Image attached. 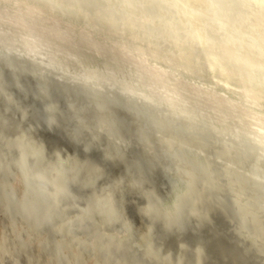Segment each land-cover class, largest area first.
<instances>
[{"label": "rangeland", "instance_id": "1", "mask_svg": "<svg viewBox=\"0 0 264 264\" xmlns=\"http://www.w3.org/2000/svg\"><path fill=\"white\" fill-rule=\"evenodd\" d=\"M1 1H2V3H0L1 4L0 7L2 9L0 8V10H1L0 15L1 16L3 15V16H2V19H0V27H1V29H0V32H1L0 33V111L1 110H3V111L0 112V130L2 131V132L0 131V136L4 137V138H0L1 139L0 140V143H1L0 147L2 146L0 149V165L2 167V168L0 167V264H8L7 261H11V260L12 261L9 262V264L10 263L19 264V263H21L22 259L26 260L25 262H23L24 260H22V262L24 264H131L130 262L133 263V261H132L133 259L130 261L129 258L131 259L132 257L127 258V256H129V255L133 256V254H136V258H135L136 260L134 259L133 264H146V263L151 264V262H148V261H152L153 262L152 264H154L155 262H156L155 264H160V263H162V264H167V263L168 264H187V262L190 264L191 263H193V264H242L241 262L243 261L242 259H244V257L240 256L243 254L240 251L246 252L245 251L246 249H247L248 253L246 252L247 254L246 255L243 254V256L248 257L250 255L249 252L251 251V256L254 257V259H252V258L250 259V257H248L250 260H253V261H250V262H252L251 264H256V263L262 264L264 261V251L262 252V249L264 250V248H263L264 247V234H263L264 233V220H262V219H264V198H263L264 193H263V195H261L262 193H259L260 188L254 187L252 185L253 183L251 182V180L247 179L248 177H250V178L252 177V173L254 171V170H252L254 167V165L252 163L253 158L250 157V155H248V154H246L245 157L241 156V154H243V152L239 149L241 143H238V141H240V140L236 138V133H240L239 131H242L248 124L246 121H249V118L248 119H244V118H247L250 115L248 113L249 111H247L245 109L246 106L243 105L244 101H243L242 97L241 96L239 97V95L241 93V89H243V88L240 86V88L238 87V90L234 91L232 89L233 90V92H232L229 88L225 87L224 85L223 86L225 88H223L221 83H218L215 79L214 80L212 79V78H214L213 76L206 75V73L199 70L200 68L198 69V68L194 67L193 64L189 63L188 65H186V64L184 65V62H182L181 60H178L175 57H174L175 59L172 58L171 55L174 56L173 55L174 53L172 52L173 54H170L171 50L167 49V45L169 46V44L167 42L163 43V40L160 39L159 37L157 38L154 36L153 38H151V36H153V35L148 33L147 30H146V32L144 30H142V32H141V28L137 23L138 21L133 17H122V16L121 17H114V16H111L107 12L108 10H106L104 8L103 9L105 11L104 10H98V12H95V13H85L87 16L85 14L83 16H79V12L76 10L74 11V13L72 11H70V14L68 13L69 10H67V12L65 10V13H64L63 10H64L65 5H63V4H66V1H68V0H59V1L58 0H55V1L54 0H52V1L51 0H40V1L24 0L25 2H23V0H20V1L19 0H16V1L13 0L14 2L12 0L11 1L6 0V2L3 0H0V2ZM18 2H20V3L18 4ZM31 2H34V3H31ZM2 4L5 7H3ZM7 4H9V5H7ZM50 4H52V5H50ZM54 4H56V5H54ZM61 4H62V6H64L63 10H62ZM16 5L18 8L15 7ZM6 6L7 7L10 6L11 9H9L10 7L7 8ZM48 6H49V8H48ZM60 6H61V9H58V8H60ZM55 7H56V9H55ZM15 8H17V9L15 10ZM45 8H47L48 10ZM26 9H28V10H26ZM4 10H6V12ZM22 10H24L26 12H24ZM56 10H58V11H56ZM7 11H10L11 13L7 12ZM20 11H22V13L19 14L18 12H20ZM29 11H30V13H29ZM45 11H48V14H44V13H47ZM33 12H35V13H33ZM75 12H78V13H76V18H79V20L77 19V21H78L77 23L75 21L76 20L75 16L73 18V15L75 14ZM23 13H25V14H23ZM59 13H61L63 15H61V14L59 15ZM72 13H73V15H71ZM6 15H7V17H6ZM47 15H48V17H45ZM50 15H51V17H50ZM64 15H66V16H64ZM16 16H18L19 19ZM26 16H28V17H26ZM62 16H64V17H62ZM88 16H89V18H87ZM100 16H102V17H100ZM38 17H40V18H38ZM41 17H43V18H41ZM67 17H68V20L66 19ZM69 17L71 19L73 18L74 21L71 20ZM28 18L31 22H33L32 23L33 25H31V22L28 21ZM90 18H91V20L88 21V19H90ZM35 19L39 20V21H36ZM99 19L100 20L103 19L102 23L97 22V21H100ZM33 20H35V21H33ZM42 20H44V21H42ZM59 20L62 23H59ZM84 20H85V24H81L82 22H84ZM94 20H96L97 23L94 22ZM104 20L105 21L107 20L106 23L107 22H109V23L106 25L104 23L105 22ZM112 20H114L113 23H115V24H112ZM46 21H50L49 22L50 25H48L49 23ZM86 21H88V23ZM12 22L13 23L15 22L14 23L15 25L11 24ZM28 22H29V24H28ZM51 22H53V23H51ZM57 22H58V24H57ZM64 22H67L66 23L67 25ZM117 22H119V23L122 22V23L118 24ZM3 23L5 25H7L8 27L6 28V26H3L4 25ZM75 23L77 25H75ZM20 24L21 25L26 24V25H24L25 28L23 27V25L21 26ZM40 24H42V26H41L42 28L44 27L43 28L44 32H42L43 30L41 29ZM69 24L72 26L70 27ZM9 25H11V26H9ZM63 25L65 27H63ZM109 25H111V27ZM30 26H34V27L30 28ZM50 26H51V29H50ZM80 26H82V28ZM130 26H131V31H133V32H129L130 28H128V27H130ZM2 27H3V29H2ZM87 27H88V30H86ZM132 27H135V28H133V30H132ZM9 28H11L9 31H11L13 36L9 31H7V34L5 33L6 30ZM12 28H14L15 30L13 31ZM22 28L25 31H22L23 30ZM26 28H27V30H26ZM65 28H67V29H65ZM73 28L75 30L77 29V31H75L76 33H74ZM89 28H91V29L89 30ZM102 28H104V29L102 30ZM30 29H31V32L29 31ZM36 29H39L40 31L35 32ZM46 29H48L49 32L50 31H52V32L49 33ZM80 29H81V32H80ZM92 29L94 30V32H92L93 31ZM134 29L136 30V32H138L137 35H136V32L134 31ZM33 30H34L35 34H33ZM63 30L66 34L61 32ZM110 30H113V31L111 32ZM2 32H4L5 35ZM45 32H48V35ZM54 32L59 33V34L61 33L62 36L59 34L56 35V33H55V35H54L55 37H54L52 35ZM86 32H88V33H86ZM108 32H110V33H108ZM23 33H26L23 36L25 38L22 37ZM80 33H82L84 35H82ZM112 33L115 35H113ZM120 33H121V35H120ZM28 34L36 35V37H34V38H33V36H31V38L33 39L32 42L30 41L31 39H30V36ZM75 34H77L78 36L76 35L77 36L76 37ZM99 34H103V36L99 35ZM134 34H135V36H134ZM25 35H27L28 37H26ZM37 35L39 37H37ZM72 35H74V36H72ZM44 36L46 39L44 38ZM47 36L48 37L51 36L52 40L54 38L56 41H54V40L50 41L51 37H49L47 39ZM57 36H59V37H57ZM132 36L134 37V39ZM92 37H93V39H92ZM107 37H109L108 39L109 40L111 39V41H109L107 39ZM128 37H130L132 39H130ZM135 37H137V38H135ZM9 38H11V39L13 38L15 41L14 40L12 41ZM19 38H20V40H19ZM36 38H38L37 41H35ZM76 38H77V40H76ZM88 38L91 40L89 41ZM112 38L114 40H112ZM142 38H144L145 40ZM21 39H24L25 40L24 42H26V43L24 44ZM72 39H73V41H72ZM79 39H80V41H79ZM96 39H98V40H96ZM137 39H142L143 41L140 40V42H141L140 43L139 40H137ZM149 39H151L152 42ZM152 39H154V40H152ZM39 40L40 41L42 40V42H39ZM44 40H47V41L52 42V43H48L46 41L44 42ZM62 40H63V42H65V44H67L69 42L67 44L68 46L66 45L67 48L64 44L61 45L63 42H60V41H62ZM81 40H82V42H81ZM85 40H88L87 43H85ZM106 40L110 43V45L108 42H106V43L104 42ZM128 40L129 41L131 40L133 42L134 46L136 45L135 41L139 42V43L136 45L137 47L135 46L136 47L135 48L132 45V43L129 42ZM28 41H29V43H27ZM153 41H156V42H153ZM30 42H31V44L34 43L37 46L29 45ZM116 42L118 44H116ZM123 42H125V43H123ZM41 43H42V47L37 48V47L41 46ZM43 43H45V44H43ZM57 43H59L60 46ZM79 43H80V45H79ZM107 43H108V45H107ZM143 43L146 44V47L145 46L141 47L143 45ZM147 43H148V45H147ZM47 44H48V46L51 44V46H49L47 48ZM90 44L92 45V47L97 46L96 48L98 50L97 49L94 50L95 48L92 49ZM93 44H94V46H93ZM122 44H124V45H122ZM140 44H142V45H140ZM82 45H84V46H82ZM89 45H90V47H89ZM121 45H122V47H121ZM44 46H46V47H44ZM61 46H63L64 49H66L64 54L63 53L61 54V52H64V49L62 51ZM85 46H86V48H85ZM99 46L100 47L104 46V48H106V49H104L102 47H101L102 49H100ZM108 46H110V47H108ZM56 47H57V49H56ZM107 47H108V49H107ZM148 47H149V49H148ZM32 48L33 49L35 48L36 50H33ZM51 48H52V51L50 50ZM53 48L55 50H58V51L61 49V52L60 51L56 52L55 50H53ZM75 49H78V52H77V50L75 51ZM103 49L105 50V53L107 52L105 57L103 56V54H104ZM110 49L114 50V52H112V50H110ZM116 49H119L121 52L119 50H116ZM121 49H123V50H121ZM151 49H155V51L151 50ZM163 49H165L167 51L162 52V51H164ZM48 50H50V51H48ZM71 50H72V54H71ZM115 50H116V52H115ZM159 50L160 51L162 50V51L160 52ZM53 51H55V52H53ZM67 51L70 54L67 53V55H66ZM94 51H96V52H94ZM101 51L103 52V54ZM123 51H125L126 53L124 54ZM73 52L74 53L76 52L74 55L77 58H74ZM81 52L84 53V56H83V53H81ZM127 52H129L130 54ZM136 52H140V55H138V53H136ZM85 53H88L89 55L86 54L87 55V57H86ZM121 53L124 56L128 54V58H126L127 56H125L124 58L126 60H123L124 59L123 57L122 58L119 57V55L123 56ZM132 53H134V55L136 54V56H134ZM91 54H92V57H91ZM101 54H102V56H101ZM117 54H119V55H117ZM108 55L111 56L109 58H112V60L111 59L109 60V58L107 57ZM116 55H117V57H116ZM144 55L146 56V58H144L145 57ZM156 55H159V56H156ZM59 56H63V57L59 58ZM65 56H68V57H65ZM78 56L79 57L81 56V58L83 57V59L84 58H87V59L86 60L82 59L83 61L82 60L79 61ZM98 56H100V57H98ZM130 56H132V58ZM133 56L136 59H134ZM168 56H170L172 59ZM81 58H79V59H81ZM99 58L101 59V61L103 60L102 61L103 64L99 63V62H101ZM106 58H108V59H106ZM113 58L115 59V61L113 60ZM140 58H143L144 60L140 59ZM150 58H152V59H150ZM71 59L73 60V62H75V63L77 62V65L76 64L74 65ZM75 59H77V60H75ZM104 59H106L105 62H104ZM92 60H96V61L92 62ZM119 60H122V64H121V61H119ZM137 60L140 62H138ZM150 60H151L150 64H152V65L154 63L155 64L153 66L150 65V68H149L148 64H149ZM67 61H68V63H67ZM84 61L85 62L87 61V63H85ZM123 61H126V62L129 61V62L125 63ZM130 61H132L133 63ZM180 61H181V63H180ZM156 63H158L159 65ZM164 63H166V64H164ZM83 64L87 67V69ZM89 64H91V65H89ZM119 64H121V65H119ZM136 64H137V67H135ZM138 64H139V66L143 64V66L138 67ZM146 64L148 66H146ZM71 65L73 68L71 67ZM81 65H83V66H81ZM162 65L164 68L159 67ZM132 66H134V67H132ZM185 66H187V67H185ZM144 67H146L145 69H148V71L143 69ZM154 67L157 69L156 73H155ZM166 67H168V70H170V72H172V73H170L169 71L164 73V71H166L165 70ZM188 67L192 68V69H190L188 71ZM130 68H131V70H130ZM151 68H153V70ZM137 69H139V70H137ZM163 69H164V71H163ZM90 70H92V71L90 72ZM97 70H99V71H97ZM141 70H143V71L141 72ZM195 70H196V72H195ZM128 71H130L131 73H128ZM144 71H146V72L144 73ZM149 71L150 72L152 71L153 73L151 72V74H149ZM161 71L163 72V74ZM182 71H183V73H181ZM88 72H90V74ZM92 72H94L96 75ZM98 72L100 74H97ZM160 72H161V74H160ZM173 72L174 73L176 72L175 74H177V75L173 74ZM138 73L140 75H138ZM154 73L157 75H153ZM168 73L171 75L173 74L172 76H174V77H172L170 75L173 79L169 77ZM91 74H93V75L91 76ZM133 74H134V76H132ZM165 74L166 75L168 74V77H166ZM144 75L145 76L148 75V76L145 77ZM158 75H159V77L164 75L165 78L163 79L162 78L163 76L161 78H159V77L156 78ZM197 75H199V76L196 77ZM186 76H189V77H186ZM95 77L100 78V80L98 78H97L98 80H96ZM101 77H103V78H101ZM109 77H111V80ZM105 78H106V80H105ZM113 78H115V80H113ZM124 78H125V80H124ZM154 78L159 79V81H155L156 79H154ZM167 78H170V80L169 79L166 80ZM178 78L183 79V80H181V82L183 81L185 83L182 82V84H181L180 79L178 81ZM185 78H186V81H185ZM190 78H191V80H190ZM87 79L91 82H89V81L87 82L86 81ZM119 79H120V82L122 81L121 83L118 82ZM112 80L114 82H112ZM164 80H166V81H164ZM172 80H175V84L172 83L173 82ZM206 80L208 82H211V83H209V84L205 83V82H207ZM201 81L202 82L205 81L202 84L203 86H204V84H206L205 87H203L201 84H198L199 82L202 83ZM136 82H137V85H136ZM152 82L155 83V85L152 84ZM161 82H162V84H160ZM165 82H167V84ZM176 82L180 83V85H178ZM187 82H189V83H187ZM170 83H171V86H169ZM196 83H197V85H196ZM213 83H215L216 87L214 86ZM217 83L219 84V86ZM186 84L188 85L187 88H186V86H187ZM192 84H193V86H190ZM160 85L162 87H159ZM163 85L165 86L164 88H163ZM166 85H168V86H166ZM173 85H174V87H173ZM136 86H137V88H136ZM201 86L203 88L209 89V92H208V90H206L207 91L206 92L205 89H200V88H202ZM208 86H211L212 89L210 90L211 87L208 88ZM117 87H119V88H117ZM148 87H150V88H148ZM155 87H156V90L153 89ZM157 87H159V88H157ZM182 87H185V89ZM129 88H131V89H129ZM133 88L136 91L133 90ZM138 88L142 89V90H139ZM174 88L176 91L172 90ZM213 88H215L216 90L215 89L213 90ZM220 88H222V90ZM150 89L151 90L153 89L152 92H150L151 91ZM163 89H165V92ZM181 89H184V90H181ZM189 89H191V90L196 89L197 92H201V91H203V92L205 91V92L204 93H202V92L196 93V91H194V90L189 91ZM228 89L231 92H229ZM126 90L128 92H126ZM157 90H159V91L157 92ZM160 90H161V92H160ZM212 90L215 92H213ZM129 91L130 92L133 91L134 93H132V92L130 93ZM162 91L164 92V94ZM167 92H168V94H167ZM169 92L171 93L170 95H169ZM174 92L178 93V96L182 99L179 100L178 96ZM192 92L195 94H192ZM225 92H226V94H225ZM228 92L230 94H232L233 96L229 95ZM146 93H150V94L146 95ZM154 93L156 95L158 93L159 97L161 95L162 99L157 97ZM172 93L174 96L176 95L177 97L176 98L173 97ZM188 93H189V95L191 94V96H188ZM205 93L207 95L209 94L211 96L208 95V96L200 97L202 95H206ZM218 93L220 96L218 95ZM221 93H222V95H221ZM235 93H237V94H235ZM131 94H132V96H131ZM144 94H145V96H144ZM185 94H187L188 97ZM200 94H202V95H200ZM139 95H140V97H138ZM141 95H143L144 98ZM148 95L150 98L147 97ZM183 95H185V96H183ZM192 95H196L195 96L196 101L194 100ZM224 95L226 97V100L223 99ZM198 96L200 97L199 99H201L202 101L198 100ZM235 96L236 97L238 96V100H236L237 98ZM189 97H191V98H189ZM209 97L211 99H209ZM145 98H146V101H145ZM151 98H153L152 99L153 102H152ZM149 99H150V101H149ZM183 99H184V101L185 100H190V101L189 102L185 101L186 105H184L185 102H182ZM206 99H209V100L206 101ZM212 99H213V102H214V100L216 101V102H214V104L212 102ZM217 99H218V102H217ZM220 99H223V100H220ZM173 100H175V101H173ZM178 100L181 101L183 103V105H181L182 103L179 102ZM193 100L196 103H194V104L191 103V102H194ZM230 100H233V101H230ZM199 101L202 102V104H204L206 102L208 103L209 101L211 103H209V104L206 103L207 104L206 106H205V104L202 106ZM222 101H224V102L230 101V103L228 102L229 104H231L233 102H234V104L240 103L241 108L243 107L242 108L243 110H241L239 107L236 108L237 106H240V105H234V104H233L234 105L233 107L231 104V108H228L227 105H229V104H227V102H225L226 103L225 104ZM240 101H243V102H240ZM219 102H221L222 104ZM179 103H181V104H179ZM159 104H162V105H159ZM196 104H198V105H196ZM210 104L214 105V106H210ZM215 104L217 106H215ZM201 106L203 108H204V106H205V108L208 106V108L203 109ZM224 106H225V108H224ZM211 107H214V108L212 109ZM234 108L238 109L239 111L234 109ZM198 109H201V110H198ZM227 109L230 111L228 112ZM4 110L6 111L5 113H3ZM12 110H14V111H12ZM150 110H152V111L150 112ZM208 110L211 111V113L208 112ZM231 110H233V111L231 112ZM240 110H241V113H240ZM200 111H203V112H200ZM214 111L219 116L214 115L216 119H214V118L212 119V118L208 117V115L214 117L212 114V113H215ZM243 111H245V113L247 112L246 114H249V115L248 116L244 115ZM11 112H14V113L12 114ZM15 112L19 113V117H18V114H16ZM234 112H237L236 116H235ZM260 113L264 114V109L260 110L259 114ZM2 114H3V117H2ZM241 114H243L244 116L242 115L241 117H239V115H241ZM188 115H190V116H188ZM203 115L204 116L206 115V116L204 117ZM228 115L230 117H228ZM20 116H21V118H20ZM222 116H225V117L223 118ZM13 117L15 120L12 119ZM180 117L183 119H180ZM219 117H221L222 121L219 119ZM232 117L235 118V120H233ZM19 118H20V121L17 122L19 120ZM22 118H23V121L21 120ZM189 118H191L192 120ZM237 118L239 119V122H237V120H236ZM200 119H201V121H200ZM225 119L226 120L229 119L230 121L228 120V122H227ZM169 120H172L171 122L174 121V124L173 123H172L173 125L170 124L171 122ZM185 120H186V122H184ZM195 120H199L200 122H204L203 124L208 125L209 126L208 127L209 128L208 133L206 132V130H203V133L199 134V129L201 127H203V124L200 122L198 123V121L196 122ZM215 120H216V122L220 120L222 123L224 121V124L220 123V121H219V122H217L219 125H217V123L214 122ZM29 122L31 124L32 123L33 124L31 125V124H29ZM190 122H192V125L190 124ZM209 122H210V124H209ZM193 123H194V125H193ZM195 123H197V125ZM227 123H229V125ZM236 123L237 124L239 123L238 125H240L241 128H239L240 126H237ZM21 124L22 125L24 124V125L21 126ZM26 124H29V125H26ZM242 124H243V126H242ZM11 125L13 127H10ZM19 125L23 128L19 127ZM17 126H18V128H16ZM219 127L221 128V131H220ZM227 127H229L231 130ZM3 129H4V131H3ZM8 129H10L11 131H13V130L18 131L17 134H14L15 137L18 135L17 138L21 137V136H19L20 134H22V136L24 135L23 137H21L19 139H22L21 141H23V143L25 145L28 144L27 149L25 148L24 144H22V145H21V143L18 144L19 141L17 142L16 146L14 145L15 142H11L13 139H15V137L12 135V133H15L16 131L9 133L10 130L8 131ZM29 129H32V131H30ZM87 129L90 130V134H88L89 130H87ZM92 129H94V130H92ZM33 130H35V131H33ZM38 130L40 131V133ZM84 130H86V131H84ZM187 130H192V132L191 131L187 132ZM213 130H214V132L216 131V133H214ZM223 130L226 131L225 132L226 134H224ZM235 130H237V131H235ZM5 131H6V133H9L6 136H5V134H3V135L1 134V133H5ZM21 131L22 132L24 131L23 132L24 134L21 133ZM28 131H29V133H27ZM171 131H173V132H171ZM175 131H176V133L178 132L181 134L178 135V133L176 134ZM209 131H212V132H209ZM217 131H219V133ZM25 132H26V134H25ZM36 132H37L38 136L39 135H41V136L37 137ZM55 132H56V134H58L57 136L55 135ZM232 132H234V133L230 134ZM44 133H46V134H44ZM95 133L98 134V138H97V135ZM93 134H94V136H93ZM175 134L178 135L177 139H179V140L177 142L174 141V140H177V139H175L176 138L174 136ZM217 134H220V135L218 136ZM227 134H228V136H227ZM30 135L31 136L35 135V136H33V137H35L34 140L31 139L32 137ZM48 135H50V136H48ZM12 136L14 138H12ZM28 136H30L31 138H29ZM229 136H231V137H229ZM233 136H234V138H233ZM6 137H8L12 140L7 139ZM24 137L27 139L33 140L34 144L30 140H27V142L29 141L33 145H31L29 142L28 143L25 142L26 139ZM51 137H53V138H51ZM172 137H175V138H172ZM198 137H199V139H198ZM231 138L235 141L234 144L232 143L234 141H231L232 140ZM184 139H186V140H184ZM8 140H10V142H8ZM188 141H190L191 143L190 142L188 143ZM164 142H166V143H164ZM220 142H222V143H220ZM223 142H225V144ZM8 143H10L11 145ZM12 143H14V144H12ZM167 143H168V145H167ZM29 144H30V146H29ZM3 145H6V147L4 146L6 149L5 148L3 149ZM18 145H21L22 148H24V149H22L21 147H19L18 148L19 150H20V148L23 150V151L20 150V152H24V150H27L26 152H28L29 156L30 155L32 156V154H29L33 151L32 146L35 148L34 149L35 151H37V150L41 151V153L43 152V154H41V153L37 154L38 151L36 153H34L35 151L32 152L34 154L32 157H34V158L31 160L32 157L30 156L31 158H30V161L28 162V159L25 158L26 154L15 153V152H18V151H14L15 147H18ZM190 145H192V146H190ZM193 146H195V147H193ZM8 147L9 148L13 147L12 148L13 151H10V153H9V155L11 154L10 156L8 155L9 151H5V150H7ZM29 147L32 150H28ZM9 148H8V150H11ZM204 148H205V150H204ZM220 148H221V150H220ZM179 149L182 151L180 152ZM229 150L232 152L230 153ZM2 151H4L7 154H5ZM84 151L86 152V154L87 153L88 154L86 155L84 153ZM215 151H216V153H215ZM12 152L15 154H12ZM173 152L177 153V154H174ZM197 152H198V154H197ZM222 152H226V153H223V155H222ZM227 152H228V155H227ZM89 153L91 155L88 157ZM18 154L24 155L25 157L24 156L20 157ZM83 154H84V156H82ZM236 154H238V155L236 156ZM6 155H7V157H4ZM17 155L19 158L17 157ZM35 155H36V157H35ZM37 155L40 156V157H38V159L40 161L38 163H35ZM113 155H115V157L117 156L118 160H120L119 158L122 156L121 157L122 160H120L118 162L116 160L111 159L113 157ZM195 155L197 157H195ZM198 155H200L201 157ZM2 156H3V159L7 158L6 160H8V162L11 160L10 162L12 164H10V162H9L8 163L9 167L7 165H4L6 163L5 160H4L5 163L2 161L4 164L1 162V160H3ZM11 156H13V159ZM29 156H27V157H29ZM22 157L25 158V159H23L24 161L20 160V158H22ZM14 158H16V159L14 160ZM123 158H125V159H123ZM243 158H245V159L243 160ZM26 159H27V161H26ZM81 160L83 162H81ZM92 160H94V161H92ZM217 160H220V162L219 161L215 162ZM97 161L100 163H98ZM184 162H185V164H183ZM231 162H232V164H231ZM1 163L3 164V166ZM30 163L32 165H33V163H35L34 165L37 167V169L35 167L36 170H34L32 167V170H34V171H30L31 170V168L29 167V166H31ZM52 163H54V165H55V170H52L53 169L52 168L51 169L52 172H51L49 170V167L50 168H51V166L54 167V165ZM73 163L75 164L74 166L76 167V168L74 167V170L71 167V166H73ZM77 163H78V166H76ZM83 163H84V165H83ZM89 164L92 167L90 166L91 168L90 167L86 168V166ZM100 164L102 165V168L98 167V165L101 166ZM216 164H218V166ZM250 164H252V165H250ZM6 166H7V168H6ZM83 166H85V168ZM105 166L110 167L109 170L110 169L112 170V171L110 170L111 174H110L108 168H106ZM182 166L184 168H182ZM213 166H215V167H213ZM243 166H244V168H243ZM248 166H250V168ZM26 167H27V171H25ZM47 167H48L49 171H46L45 168H47ZM93 167L96 168L98 171L105 169V171H103L105 173L103 174L102 171L101 172L99 171L98 172L99 174H98V173H96L97 170L95 169L96 170L95 171ZM15 168H17V170ZM38 168H40V170ZM70 168H72V170ZM83 168H84V171H83ZM185 168L186 169L188 168L187 171ZM246 168L247 169L249 168L250 173H249V171H247ZM28 169H29V171H28ZM194 169H196L197 171ZM233 169H234V171H233ZM85 170H87V171H85ZM107 170H108L109 174L107 173ZM189 170H191V171H189ZM24 171L26 173H24ZM33 172H34V174H33ZM36 172H38V173H36ZM77 172H78V174H77ZM210 174H212V175H210ZM109 175H111V176H109ZM99 176H100V178H98ZM212 176L215 178L213 179ZM34 177H35V180H34ZM182 177H184V178H182ZM234 178H235V180H234ZM251 179H253V178H251ZM98 180L100 181V183L95 182ZM169 180H171V181H169ZM176 180H177V182H176ZM34 181H35V183H34ZM180 181H181V183H180ZM248 181H250L252 189L248 185L247 186L249 188L246 185L244 186L245 183L250 185V183ZM30 183H31V186L29 187L28 185H30ZM95 183H97V184H95ZM164 183H168V185L164 184ZM240 183H242V184H240ZM43 184H44V186H42ZM94 184L96 185V187L97 186H101V187L95 188ZM169 184L172 186H169ZM46 185L48 187H46L45 189L46 190L49 189L48 191H46L43 188ZM35 187H37V188H35ZM52 187H54L55 191H56L57 187L60 188L59 190L57 189L58 194L54 191H53V193H51L52 190H54ZM238 187H239V189H238ZM243 188H247V190L248 191L250 190V192H246ZM40 189L43 192L40 191ZM94 190H96V191H94ZM104 190H106V191H104ZM253 190H255V191H253ZM49 191H51V192H49ZM44 192L47 193L49 196L47 194H45ZM104 192H107V193H104ZM245 192H246V194H245ZM60 193L62 196L60 195ZM100 193H102V194H100ZM132 193H133V195H135L134 197H131ZM169 193L172 195H169ZM42 194H44V195H42ZM53 194L56 196H54ZM175 194H177V195H175ZM230 194L232 196L234 194H235V196L237 195V197L240 196L241 199L235 198V196H233V197L231 196L232 198H230L229 197ZM45 195H47V196H45ZM68 196H69V199L67 201ZM253 196L255 197V199H253ZM245 197H247L248 199H246ZM44 198H45V200H44ZM77 198L81 200V201L79 200L80 201L79 203H82V204H80V206H79V203L77 204V202H78ZM141 198H143V199H141ZM50 199H52V201H50ZM60 199H62V200H60ZM131 199H133V200H131ZM48 201H50L51 203H48ZM70 201H72V202H70ZM134 201H136V202L134 203ZM138 201L139 202L141 201V202L139 203ZM237 201H239V202H237ZM143 202H145L144 206L142 205ZM146 202H148L147 206H149L150 204L151 205L149 207L145 206L147 204ZM71 203H72V206H74V207H72L70 205ZM137 203H139V205ZM60 204L62 206L65 205V207L64 206L62 207ZM75 204H76L77 208L75 207ZM129 204H131V207L127 209L126 206ZM35 205H37V206H35ZM152 206H153V209H156L155 211H153ZM169 206H171V207H169ZM137 207H139V211L141 213H138L139 211L137 212V210H138ZM176 207L178 209L179 208L180 209L178 210ZM146 208L148 210H146ZM169 208H171V209L169 210ZM68 209L71 213L69 214V212H68L67 214H65L66 213L65 211L66 210L68 211ZM72 210H74V211H72ZM142 210L144 211V213H142ZM150 210L153 211V213L150 212ZM165 210H167L166 213H165ZM181 210L184 213V215H186L187 213L189 215L191 213L190 216L192 218H190L189 216H188L189 218L187 216L184 217V215L181 214L182 212L179 213ZM194 210H196L197 212H194ZM82 211H84V212H82ZM90 211H92L94 213L91 212V214H90ZM238 211H239V213H238ZM59 212H60V214H59ZM97 212H98V214H97ZM108 212L113 213L112 216L109 215L110 213L107 214ZM146 212H147V214H146ZM157 212H160V214L162 212L163 216H161L160 214L158 215ZM172 212H174L175 214ZM198 212H200V213L202 212V213L199 214ZM210 212L211 213L213 212V213L211 214ZM220 212H221V214H220ZM236 212L238 214H236ZM33 213H34V215H32ZM155 213H156V215L161 216V217H159L161 220L162 219H164V220H162V221L158 220L157 222H159V223L156 224L155 218H157V217H155L156 216ZM170 213H171V215H170ZM216 213H218V214L216 215ZM56 214H57V216H59L58 218L62 221L59 222L58 218L56 219L57 221H55V219L53 220L54 215H56ZM124 214H126L125 216L127 219L125 218ZM139 214H140V216H139ZM141 214H143L142 218H141ZM164 214L166 215L165 217H168V218L170 217L171 219L169 220L168 218H165ZM177 214L180 216V218L178 217ZM204 214L207 216H204ZM108 215L110 217H113V215H114L115 217H113L114 218L113 219V218H110ZM144 215L148 216V218L150 217L149 220ZM175 215H177V216H175ZM57 216H55V218ZM128 216H130V217H128ZM152 216H154V218ZM193 216H194V218L197 217V219L195 218L196 219L195 220L193 218ZM211 216H213V217H211ZM66 217H68V218H66ZM89 217H90V219H89ZM96 217L98 219L100 217H101V219H103L100 221L101 223L98 222V219ZM118 217L119 218L124 217V218L123 219L120 218V221H119V223L117 221V223H118L117 224L115 222H116ZM183 217L185 219H183ZM258 217H261V218H258ZM61 218H63V219H61ZM109 218L112 220H115V221L113 222ZM119 218H118V220H119ZM178 218L182 219L184 221H181ZM237 218H239V219L236 220ZM172 219H173V221H172ZM191 219H194L196 222L194 220H191ZM75 220L78 223H75L76 222ZM94 220H96V221H94ZM122 220H123V222L126 221V223L127 222H129V223L134 222L133 223L135 225L134 227H136V225H137V228H138V226H139L138 231L136 230L137 228L135 230H133L134 227H132L133 226L132 224L128 223L130 227L128 226V224H127V226H126V224H124L125 225L124 226L122 223ZM142 220L144 223H142ZM144 220H146L148 222H146ZM177 220H179L181 223L182 222L185 223L187 221V223L186 224L182 223L183 224L182 225L180 222H177ZM202 220H204V221L206 220L207 223L202 221ZM244 220H245V222H244ZM102 221L104 222V225L102 226L103 229H102V227L100 229L96 226V224L98 225L100 223L102 225L103 224ZM137 221H139V222L141 221L142 224L138 223ZM151 221H154L155 223L151 222ZM163 221H166L165 223L167 225H170V226L172 225V223L171 224L169 223L170 221L175 222V223H173L172 227H175V226H178V227H175L176 229L175 228L172 229V227H169L166 224H164ZM188 221L190 223H188ZM84 222L85 223L86 222L93 223V224H91L92 226H90V224L88 225L86 223L89 226V228H87V225L84 224ZM95 222H96V224H95ZM149 222H151V223H149ZM214 222L217 224H214ZM152 223L156 224V225H153ZM177 223L179 225L181 224L183 227H185V225H186L185 228H187V229L183 228L181 225H180L181 227H179V225H177ZM195 223L196 224L199 223V224L196 225ZM210 223H212V225ZM240 223H241V225H240ZM258 223H260V224H258ZM69 224H70V226L73 225L72 226L73 228L68 226ZM78 224H79V226H76ZM100 224H99V227H100ZM121 224L123 226H121ZM150 224H152V225H150ZM160 224H161V226H160ZM174 224H175V226H174ZM191 224H193V225L191 226ZM194 224L196 226H194ZM200 224H202V225H200ZM82 225H86V226H82ZM116 225H118V226H116ZM162 225H164V226L166 225L167 227H164ZM198 225H200L201 227L204 226V228H201ZM215 225L216 226L220 225V226L218 228H216ZM255 225L257 227H255ZM258 225H259V227H258ZM66 226H68V228ZM93 226H96V227H93ZM193 226L196 228H194ZM82 227H83V229H82ZM115 227L118 229L120 228V229L118 230ZM123 227H125L124 232H125V229L127 232L132 231V233L130 232L132 235H134L135 233L138 232L137 234L134 235L135 237L134 236L132 237V238H134V240H132V238H131V241H130L131 234H129L130 235L129 236L128 234H126L127 232H125V235H127V238H126V236L123 237L124 232L121 233ZM131 227L133 228L132 230H131ZM142 227H144V229ZM159 227H161V229ZM192 227L194 229H191ZM213 227H214V229H213ZM43 228H44V230H43ZM85 228L87 230L91 229L93 232H91V230H89L87 232L88 233L87 234L85 231ZM127 228H130V230H127ZM211 228L213 229L214 233L218 234L217 236L213 235V237L216 236L214 239L210 238V237H212L211 234L213 233ZM215 228H216V230H215ZM219 228H221V229H219ZM230 228H231V231L229 232ZM253 228H258V229H253ZM69 229H71L72 232ZM72 229L75 230V232ZM139 229L140 230L142 229L143 231H139ZM218 229L220 231L223 229L222 230L223 232L222 231L220 232ZM251 229H252V231H251ZM83 230H84V233H82ZM100 230H102V231H100ZM159 230H161V231H159ZM174 230H175V232H174ZM176 230H178L179 232H176ZM189 230H191V231L194 230L196 232L193 231L194 232L193 233V232H190ZM208 230H210V231H208ZM76 231L77 232L79 231V234L76 233ZM112 231H114V232H112ZM185 231H189V232H185ZM201 231H202L203 237L200 235ZM216 231H218L220 234ZM235 231H236V235H238V236L235 235ZM237 231L241 235H243V240L241 239L242 237L240 239L238 238L240 236V234ZM80 232H81V234H80ZM139 232L140 233L142 232L141 234H143V236L145 238H143L142 235H139L140 234ZM180 232H182V233L179 234ZM197 232L200 233L198 236H200L202 238H200V237L197 238L198 237L197 235L193 236V234H198ZM207 232L208 233L211 232V234L209 233L210 236H209V234H207ZM227 232H228V234H226ZM233 232H234V234H233ZM75 233L77 235H75ZM94 233H95V235H94ZM175 233H177L178 235L176 236ZM190 233H192V235ZM188 234L190 235L189 237L186 236ZM224 234H226V235H224ZM244 234H245V237H244ZM259 234H260V236H259ZM182 235H183V237H182ZM228 235H229V237H227ZM233 235L236 237H234ZM247 235H249V236H247ZM128 236H129V238H128ZM138 236L142 237L141 240H139L140 237L138 238L139 243L140 242L146 243V241L150 239L149 241H147V244H145V245L148 247L151 244H153V246L152 245L151 246L154 248L155 243H156L157 246H155V248H157L159 251L161 249L160 252H163V254H161L160 252H157L159 255V256L157 255L158 256V258H157V256H155L157 253L154 255V253L156 252L157 249L154 252V250H151L152 247L147 248L144 244H142V245H144V247H146V248L141 246L142 248H144L142 250L140 248L141 243L139 244L138 240L135 239ZM147 236H150V237H147ZM151 236L153 239H156V241H154L155 243L151 240L152 239ZM161 236H163L165 238L162 237V239L164 240V241L162 240V242H164V243H161L163 246L160 247L161 244L159 245L157 243V241L158 242L160 241L158 238L161 239ZM191 236H192V238H191ZM195 236H197L196 237L197 240H196V242H194V244H191V241L195 240V238H194ZM221 236H226V237L222 238ZM167 237H169V239ZM187 237L190 240H188ZM217 237H219V238H217ZM236 238H238L240 241L238 242V239H236ZM121 239H122V241H121ZM142 239H144V240H142ZM219 239H220V242L222 241V239H224L222 241L223 243L221 242L222 244H219L220 243ZM229 239L232 241H230ZM234 239H236V240H234ZM135 240L139 244V246H138V244L134 242L138 247H136L135 244L133 243V241H135ZM211 240L213 242L217 240V244H216V242H214L213 245L212 244L210 245V243L212 242ZM104 242H105V244H104ZM118 242H121V243H118ZM129 242H130V244H129ZM187 242H189L190 245ZM231 242H233V244L235 242V246L233 244H231ZM236 242H238V243H236ZM176 243H177V245H176ZM224 243L226 244L225 248L229 247V246L232 247V245H233L236 248V253L238 250V253L240 252L241 254L239 253L240 255L238 254V256H237V254L235 252H233L236 255L235 254H233V256L229 255L232 253V251L227 252L226 250H229V248L228 249L226 248L224 250L222 248V247H224ZM242 243H244L245 248H243L244 246L242 245ZM260 243H261V245H259ZM164 244H165V246H164ZM178 244L180 246H182L183 249H181V248L179 249L180 246ZM196 244H197L198 249L196 247ZM82 245L84 246L83 248H81ZM188 245L190 248L187 247ZM216 245H218V246L220 245V246L218 247ZM239 245H242L241 247L243 248L240 251H239V248H240ZM168 246L170 248H171V246H173L172 248L174 250L172 251V248L168 249L169 248ZM177 246H178V248H177ZM192 246L196 248L195 251H193ZM257 246L262 248V249L258 248ZM126 247H128V248H126ZM163 247H164V250L162 251ZM216 247H218V248L216 249ZM234 247H233V249L235 251ZM112 248H115V249H113V251H112L111 250ZM138 248H140V250ZM175 248H176V250H175ZM219 248H220V250L222 248L223 251L220 252ZM89 249L91 250V252ZM106 249H108V250H106ZM121 249L124 252H122ZM123 249H125V250L127 249L126 253H125V250H123ZM133 249H136V251ZM145 249L150 251V252L153 251L154 253L152 254V256H155V257L152 258L150 256V254H151L150 252H149L150 254L147 256L148 253H146V252H148V251H146ZM114 250L117 252H114ZM230 250H232V248H230ZM144 251H146V252H144ZM217 251L220 253V255ZM100 252H101V254H100ZM112 252H113V254H112ZM103 253H107V255H106L107 257H105V255ZM122 253L125 254L126 260H124V258H125L124 254H123L124 257L122 255H121V257H119V255ZM159 253L162 255V258H161V255ZM207 253H209L210 255ZM126 254H129V255H126ZM141 254L143 256H141ZM173 254H175L174 258H173ZM137 255L139 256V259L141 257H143L144 259L141 258L140 262L137 261L138 260ZM145 255L147 257H145ZM22 256H24L25 258H22ZM215 256H217V258L220 257L221 259L226 258V260H221L220 258H218V261H217L216 260L217 258H215ZM108 257L112 258V260ZM188 257H190V259ZM192 257H194V258H192ZM247 257L245 258V261H243V264L244 263H247V264L250 263L249 259H247ZM113 258H114V260H113ZM212 258H213V260H212ZM255 258H257V259L255 260ZM127 259H128V261H127ZM142 259L145 261V263L142 262L143 261ZM192 259H195V263H194V260H192ZM233 259H236L237 261L234 262ZM27 260H29L31 263ZM247 260L249 263L246 262ZM163 261H165V263ZM17 262H19V263H17ZM253 262H255V263H253Z\"/></svg>", "mask_w": 264, "mask_h": 264}, {"label": "bare ground", "instance_id": "2", "mask_svg": "<svg viewBox=\"0 0 264 264\" xmlns=\"http://www.w3.org/2000/svg\"><path fill=\"white\" fill-rule=\"evenodd\" d=\"M3 1H5L6 2V0H3ZM11 1V0H10ZM13 1V0H12ZM16 1V0H15ZM20 1V0H19ZM37 1H40V0H37ZM52 1V0H51ZM55 1V0H54ZM59 1V0H58ZM4 2V3H5ZM14 2V1H13ZM23 2H25L24 0H23ZM46 2V1H45ZM62 2V1H61ZM0 3H2V1L0 2ZM16 3V2H15ZM20 2H18V4H19ZM31 3H34V2H31ZM38 3V2H37ZM41 3V2H40ZM10 4V3H9ZM9 4H7V5H9ZM22 4V3H21ZM6 5V4H5ZM14 5V4H13ZM26 5V4H25ZM35 5V4H34ZM33 5V6H34ZM44 5V4H43ZM50 5H52V4H50ZM54 5H56V4H54ZM59 5V4H58ZM57 5V6H58ZM63 5H65V7L64 6H62V4H61V6H62V10H63V7H64V10H63V12L65 13V10H66V12H67V10H69L68 11V13L70 14V11H72L73 13H74V11L76 10V11H78L79 12V16H83L85 13H95V12H98V10H104V9H106V10H108L107 12L111 15V16H114V17H133V18H135L138 22V25L140 26V28H141V32H142V30H144L145 32H146V30H147V32L148 33H150V34H152L153 36H151V38H153L154 36L155 37H159L160 39H162L163 40V43H165V42H167L168 44H169V46L167 45V49H169V50H171V53L170 54H173L174 56H172L171 55V57L172 58H177L178 60H181L182 62H184V65L186 64V65H188L189 63H191V64H193V66L194 67H196V68H200L199 70H201V71H203L204 73H206V75H211V76H213L214 78H212L213 80L215 79L218 83H221V85L223 86H225V87H227V88H229L232 92H233V90L235 91V90H238V87L240 88V86L243 88V89H241V93H240V95H239V97L241 96L242 97V99H243V101H244V104L243 105H245L246 107H245V109L247 110V111H249L248 113L250 114H246L245 113V111H243V114L244 115H249L247 118H244V119H248L249 118V121H246L248 124H247V126L242 130V131H239L240 133H236V138L237 139H239L240 141H238V143H241L240 144V150L243 152V154H241V156L242 157H245L246 156V154H248V155H250V157H252L253 158V165H254V167H253V169L252 170H254L253 171V173H252V177L251 178H253V179H251L250 177H248L247 179L248 180H251V182L253 183L252 185L254 186V187H259L260 188V192L259 193H262L261 195H263V193H264V114H259V112H260V110H263L264 109V0H68V1H66V4H63ZM0 6H1V4H0ZM2 6H3V4H2ZM27 6V5H26ZM29 6V5H28ZM56 6V7H57ZM61 6H60V8H58V9H61ZM99 6V7H98ZM3 7H5V6H3ZM7 7V6H6ZM8 7H10V6H8ZM7 7V8H8ZM15 7H17V5L15 6ZM53 7V6H52ZM56 7H55V9H56ZM1 8V7H0ZM6 8V9H7ZM18 8V7H17ZM17 8H15V10L17 9ZM43 8V7H42ZM48 8H49V6H48ZM68 8V9H67ZM104 8V9H103ZM2 9V8H1ZM9 9H11V7L9 8ZM31 9V8H30ZM45 9H47V8H45ZM26 10H28V9H26ZM33 10V9H32ZM42 10V9H41ZM48 10V9H47ZM1 11V10H0ZM5 12H6V10H4ZM19 11V10H18ZM22 11H24V10H22ZM22 11H20V12H18L19 14L20 13H22ZM34 11V10H33ZM50 11V10H49ZM56 11H58V10H56ZM105 11V10H104ZM7 12H10V11H7ZM24 12H26V11H24ZM45 12H47V13H44V14H48V11H45ZM78 12H75V14L73 15V13L71 14V15H73V18H74V16H75V18H76V13H78ZM11 13V12H10ZM28 13V12H27ZM29 13H30V11H29ZM33 13H35V12H33ZM32 13V14H33ZM9 14V13H8ZM7 14V15H8ZM23 14H25V13H23ZM42 14V13H41ZM43 14V15H44ZM61 13H59V15H60ZM68 14V15H69ZM81 14V15H80ZM98 14V13H97ZM104 14V13H103ZM7 15H6V17H7ZM16 15V14H15ZM14 15V16H15ZM61 15H63V14H61ZM70 15V16H71ZM86 15V14H85ZM91 15V14H90ZM102 15V14H101ZM1 16V15H0ZM3 16V15H2ZM2 16L0 17V19H2ZM37 16V15H36ZM40 16V15H39ZM64 16H66V15H64ZM64 16H62V17H64ZM78 16V17H79ZM87 16V15H86ZM95 16V15H94ZM93 16V17H94ZM16 17H18V16H16ZM26 17H28V16H26ZM25 17V18H26ZM45 17H48V15L47 16H45ZM50 17H51V15H50ZM92 17V18H93ZM100 17H102V16H100ZM38 18H40V17H38ZM41 18H43V17H41ZM61 18V17H60ZM70 18V17H69ZM73 18L71 19V20H73ZM81 18V17H80ZM87 18H89V16L87 17ZM4 19V18H3ZM9 19V18H8ZM18 19H19V17H18ZM37 19V18H36ZM35 19V20H36ZM50 19V18H49ZM67 20H68V17L66 18ZM77 19L79 20V18H76V23L78 22L77 21ZM85 19V18H84ZM95 19V18H94ZM98 19V18H97ZM96 19V20H97ZM7 20V19H6ZM12 20V19H11ZM23 20V19H22ZM35 20H33V21H35ZM45 20V19H44ZM44 20H42V21H44ZM70 20V21H71ZM82 20V19H81ZM89 20H91V18L90 19H88V21ZM96 20H94V22H96ZM100 20V19H99ZM102 20L103 19H101L100 21H97L98 23H102ZM110 20V19H109ZM126 20V19H125ZM8 21V20H7ZM13 21V20H12ZM26 21V20H25ZM28 21L29 22H31L30 20H29V18H28ZM36 21H39V20H36ZM41 21V22H42ZM63 21V20H62ZM69 21V22H70ZM74 21V20H73ZM83 21V20H82ZM88 21H86L87 23H88ZM105 21V20H104ZM107 21V20H106ZM106 21L104 22L106 25L109 23V22H107L106 23ZM113 21L114 20H112V24H115V23H113ZM116 21V20H115ZM29 22H28V24H29ZM46 22H50V21H46ZM45 22V23H46ZM81 22V21H80ZM96 22V23H97ZM6 23V22H5ZM15 23V22H14ZM13 22L11 23V24H14ZM33 22H31V25H33L32 24ZM44 23V24H45ZM51 23H53V22H51ZM59 23H62V22H60V20H59ZM65 24L67 23V22H64ZM71 23V22H70ZM75 23V25H77ZM95 23V24H96ZM118 24H120V23H122V22H117ZM4 24V23H3ZM2 24V25H3ZM9 24V23H8ZM57 24H58V22H57ZM64 24V25H65ZM80 24V23H79ZM81 24H85V20H84V22H82ZM15 25V24H14ZM13 25V26H14ZM21 25V24H20ZM23 25V24H22ZM21 25V26H22ZM24 25H26V24H24ZM24 25H23V27H24ZM35 25V24H34ZM48 25H50V23L48 24ZM52 25V24H51ZM63 25V27H65ZM67 25V24H66ZM90 25V24H89ZM94 25V24H93ZM92 25V26H93ZM127 25V24H126ZM125 25V26H126ZM136 25V24H135ZM3 26H6V28L8 27L7 25H3ZM9 26H11V25H9ZM42 26V24H40V27ZM69 26L71 27L72 25H70L69 24ZM86 26V25H85ZM84 26V27H85ZM110 27H111V25H109ZM113 26V25H112ZM120 26V25H119ZM20 27V26H19ZM34 26H30V28H33ZM62 27V28H63ZM79 27V26H78ZM81 28H82V26H80ZM83 27V28H84ZM89 27V26H88ZM88 27L86 28V30H88ZM91 27V26H90ZM95 27V26H94ZM122 27V26H121ZM127 27V26H126ZM25 28V27H24ZM44 28V27H43ZM43 28L41 27V29L43 30ZM60 28V27H59ZM93 28V27H92ZM99 28V27H98ZM119 28V27H118ZM128 28H130L129 29V32H133V31H131V26L130 27H128ZM133 28H135V27H132V30H133ZM0 29H1V27H0ZM2 29H3V27H2ZM11 28H9V29H5L6 30V34H7V31H9ZM13 29V31L15 30L14 28H12ZM19 29V28H18ZM23 29V28H22ZM35 29V28H34ZM50 29H51V26H50ZM49 29V30H50ZM56 29V28H55ZM64 29V28H63ZM65 29H67V28H65ZM74 29V28H73ZM91 28H89V30H90ZM95 29V28H94ZM104 28H102V30H103ZM109 29V28H108ZM122 29V28H121ZM120 29V30H121ZM125 29V28H124ZM123 29V30H124ZM4 30V31H5ZM17 30V29H16ZM26 30H27V28H26ZM47 31H48V29H46ZM79 30V29H78ZM93 30V29H92ZM91 30V31H92ZM98 30V29H97ZM21 31V30H20ZM22 31H25L24 29L22 30ZM30 32H31V29L29 30ZM40 30L39 29H36L35 30V32H39ZM54 31V30H53ZM60 31V30H59ZM75 31H77V29L75 30L74 29V33H76ZM111 32L113 31V30H110ZM117 31V30H116ZM134 31L136 32V30L134 29ZM10 33H11V31H9ZM8 32V33H9ZM35 32H34V30H33V34H35ZM42 32H44V30L42 31ZM49 32V31H48ZM48 32H45V33H47V35H48ZM50 32H52V31H50ZM49 32V33H50ZM61 32H63V33H65L64 32V30L63 31H61ZM80 32H81V29H80ZM92 32H94V30L92 31ZM96 32V31H95ZM123 32V31H122ZM121 32V33H122ZM1 33V32H0ZM4 35H5V33L4 32H2ZM22 33V32H21ZM28 33V32H27ZM55 33L56 32H54L52 35L54 36L55 35ZM78 33V32H77ZM85 33V32H84ZM86 33H88V32H86ZM107 33V32H106ZM108 33H110V32H108ZM116 33V32H115ZM121 33H120V35H121ZM124 33V32H123ZM137 33L138 32H136V35H137ZM12 34V33H11ZM19 34V33H18ZM24 34H26V33H23V35H22V37L24 36ZM37 34V33H36ZM57 34H59V33H56V35ZM66 34V33H65ZM64 34V35H65ZM72 34V33H71ZM80 34H82V33H80ZM96 34V33H95ZM98 34V33H97ZM113 34V33H112ZM20 35V34H19ZM29 36H30V41L32 42V38H31V36H33V38L34 37H36V35H30V34H28ZM43 35V34H42ZM51 35V34H50ZM59 35H61V33L59 34ZM77 34H75V36H76ZM82 35H84V34H82ZM87 35V34H86ZM93 35V34H92ZM99 35H102L103 36V34H99ZM113 35H115V34H113ZM128 35V34H127ZM8 36V35H7ZM12 36H13V34H12ZM16 36V35H15ZM26 37H28L27 35H25ZM62 36V35H61ZM66 36V35H65ZM68 36V35H67ZM71 36V35H70ZM72 36H74V35H72ZM78 36V35H77ZM76 36V37H77ZM80 36V35H79ZM88 36V35H87ZM91 36V35H90ZM94 36V35H93ZM98 36V35H97ZM108 36V35H107ZM130 36V35H129ZM134 36H135V34H134ZM18 37V36H17ZM37 37H39L38 35H37ZM41 37V36H40ZM43 37V36H42ZM49 37H51V36H49ZM48 36H47V39L49 38ZM55 37V36H54ZM57 37H59V36H57ZM86 37V36H85ZM95 37V36H94ZM110 37V36H109ZM109 37H107V39L109 38ZM133 37V36H132ZM21 38V37H20ZM20 38H19V40H20ZM23 38H25V37H23ZM44 38H45V36H44ZM43 38V39H44ZM82 38V37H81ZM106 38V37H105ZM128 38H130V37H128ZM135 38H137V37H135ZM9 39H11V38H9ZM18 39V38H17ZM37 39L38 38H36V40L35 41H37ZM41 39V38H40ZM46 39V38H45ZM63 39V38H62ZM84 39V38H83ZM89 39V38H88ZM92 39H93V37H92ZM130 39H132V38H130ZM133 39H134V37H133ZM142 39H144V38H142ZM142 39H137V40H139V42H140V40H142ZM12 41L14 40L13 38L11 39ZM22 40V42L25 44L26 42H24L25 40L24 39H21ZM52 40V37L50 38V41ZM53 40L54 41H56L54 38H53ZM52 40V41H53ZM76 40H77V38H76ZM91 39H89V41H90ZM96 40H98V39H96ZM102 40V39H101ZM109 40V39H108ZM112 40H114L113 38H112ZM145 40V39H144ZM150 41H151V39H149ZM152 40H154V39H152ZM159 40V39H158ZM15 41V40H14ZM17 41V40H16ZM34 41V42H35ZM48 42V43H52V42H49V41H47V40H44V42ZM70 41V40H69ZM72 41H73V39H72ZM75 41V40H74ZM79 41H80V39H79ZM87 41L88 40H85V43H87ZM109 41H111V39L109 40ZM125 41V40H124ZM129 41V40H128ZM143 41V40H142ZM31 42H30V44L29 45H35L34 43L33 44H31ZM39 42H42V40L40 41L39 40ZM38 42V43H39ZM60 42H63V40L62 41H60ZM81 42H82V40H81ZM80 42V43H81ZM105 43L106 42H108L107 40L106 41H104ZM126 42V41H125ZM125 42H123V43H125ZM129 42H131L132 43V45H133V42L130 40ZM128 42V43H129ZM139 42H136L135 41V43H136V45L139 43ZM147 42V41H146ZM152 42V41H151ZM153 42H156V41H153ZM27 43H29V41L27 42ZM67 43V42H66ZM69 43V42H68ZM67 43V44H68ZM80 43H79V45H80ZM90 43V42H89ZM109 43V42H108ZM108 43H107V45H108ZM122 43V42H121ZM141 43V42H140ZM166 43V44H167ZM43 44H45V43H43ZM58 45H59V43H57ZM61 44V43H60ZM67 45V44H65V42H63L61 45ZM82 44V43H81ZM113 44V43H112ZM116 44H118L117 42H116ZM160 44V43H159ZM39 45V44H38ZM85 45V44H84ZM84 45H82V46H84ZM91 45V44H90ZM90 45H89V47H90ZM106 45V44H105ZM109 45H110V43H109ZM120 45V44H119ZM122 45H124V44H122ZM122 45H121V47H122ZM135 45V46H136ZM140 45H142V44H140ZM139 45V46H140ZM147 45H148V43H147ZM35 46H37V45H35ZM34 46V47H35ZM49 46H51V44L49 45ZM48 46V44H47V48L49 47ZM56 46V45H55ZM54 46V47H55ZM60 46V45H59ZM68 46V45H67ZM67 46H66V48H67ZM93 46H94V44H93ZM134 46V45H133ZM134 46V47H135ZM146 47V44H144L143 43V45L141 46V47ZM40 47H42V43H41V46H39V47H37V48H40ZM44 47H46V46H44ZM63 46H61V49H62V51H63V49H64V47L62 48ZM70 47V46H69ZM78 47V46H77ZM76 47V48H77ZM91 47H92V45H91ZM97 46H95V47H92V49H94V50H96L97 48H96ZM100 47V46H99ZM102 47V46H101ZM100 47V49H102V48H104V46L101 48ZM108 47H110V46H108ZM108 47H107V49H108ZM120 47V48H121ZM127 47V46H126ZM132 47V46H131ZM137 47V46H136ZM135 47V48H136ZM152 47V46H151ZM8 48V47H7ZM59 48V47H58ZM75 48V47H74ZM85 48H86V46H85ZM119 48V47H118ZM133 48V47H132ZM33 49V48H32ZM56 49H57V47H56ZM61 49L59 50L60 52H61ZM99 49V50H100ZM104 49H106V48H104ZM103 49V50H104ZM134 49V48H133ZM146 49V48H145ZM148 49H149V47H148ZM33 50H36L35 48L33 49ZM51 51H52V48L50 49ZM50 50H48V51H50ZM53 50H55L54 48H53ZM77 50V52H78V49H75V51ZM80 50V49H79ZM88 50V49H87ZM98 50V49H97ZM110 50H112V49H110ZM116 50H119V49H116ZM116 50H115V52H116ZM121 50H123V49H121ZM151 50H154L155 51V49H151ZM164 51H162V52H165V51H167V50H165V49H163ZM56 52L58 51V50H55ZM55 51H53V52H55ZM58 51V52H59ZM65 51H66V49H64V52H61V54L63 53H65ZM70 51V50H69ZM108 51V50H107ZM120 51V50H119ZM160 51V50H159ZM160 51V52H161ZM94 52H96V51H94ZM100 52V51H99ZM102 52V51H101ZM110 52V51H109ZM112 52H114V50H112ZM121 52V51H120ZM124 52V54L126 53L125 51H123ZM132 52V51H131ZM173 52V53H172ZM50 53V52H49ZM67 53H69L68 51L66 52V55H67ZM76 53V52H75ZM74 52H73V55L75 54ZM81 53H83V52H81ZM89 53V52H88ZM88 53H85V55L87 54V55H89ZM119 53V52H118ZM127 53H129V52H127ZM135 53V52H134ZM134 53H132L133 55H134ZM136 53H138V55H140V52H136ZM52 54V53H51ZM70 54V53H69ZM71 54H72V50H71ZM102 54H103V52H102ZM102 54H101V56H102ZM107 54V52L105 53V50H104V54H103V56L105 57V55ZM109 54V53H108ZM120 54V53H119ZM119 54H117V55H119ZM122 54V53H121ZM130 54V53H129ZM156 54V53H155ZM176 54V55H175ZM87 55H86V57H87ZM111 55V54H110ZM110 55H108L107 57L109 58V57H111ZM113 55V54H112ZM117 55H116V57H117ZM123 55V54H122ZM82 56V55H81ZM81 56L79 57L78 56V60L80 61V60H82L83 59V57L81 58ZM83 56H84V53H83ZM125 56H127L126 58H128V54L127 55H125ZM124 55L123 56H120L119 55V57H125ZM134 56H136V54L134 55ZM133 56V57H134ZM145 56V55H144ZM156 56H159V55H156ZM63 56H59V58H62ZM65 57H68V56H65ZM70 57V56H69ZM90 57V56H89ZM91 57H92V54H91ZM95 57V56H94ZM98 57H100V56H98ZM103 57V58H104ZM131 58H132V56H130ZM140 57V56H139ZM161 57V56H160ZM168 57H170V56H168ZM170 57V58H171ZM54 58V57H53ZM71 58V57H70ZM69 58V59H70ZM74 58H77V57H75V55H74ZM79 58H81V59H79ZM108 58H106V59H108ZM144 58H146V56L144 57ZM158 58V57H157ZM171 58V59H172ZM174 58V59H175ZM85 60L87 59V58H84ZM83 59V60H84ZM100 59V58H99ZM98 59V60H99ZM106 59H104V62H105V60ZM112 60V58H109V60ZM119 59V58H118ZM134 59H136L135 57H134ZM133 59V60H134ZM140 59H143V58H140ZM150 59H152V58H150ZM60 60V59H59ZM72 60V59H71ZM70 60V61H71ZM75 60H77V59H75ZM82 60V61H83ZM89 60V59H88ZM91 60V59H90ZM113 60L115 61V59L113 58ZM123 60H126L125 58L123 59ZM144 60V59H143ZM147 60V59H146ZM69 61V62H70ZM93 61H96V60H92V62ZM100 61H101V59H100ZM103 61V60H102ZM102 61L101 62H99V63H102ZM113 61V62H114ZM118 61V60H117ZM119 61H121V64H122V60H119ZM138 61V60H137ZM158 61V60H157ZM181 61H180V63H181ZM72 62H73V60H72ZM85 62V61H84ZM111 62V61H110ZM123 62H125V63H127V62H129V61H123ZM130 62H132V61H130ZM138 62H140V61H138ZM137 62V63H138ZM170 62V61H169ZM173 62V61H172ZM178 62V61H177ZM67 63H68V61H67ZM71 63V62H70ZM80 63V62H79ZM78 63V64H79ZM82 63V62H81ZM85 63H87V61L85 62ZM119 63V62H118ZM133 63V62H132ZM131 63V64H132ZM147 63V62H146ZM151 63V60L149 61V68H150V65H152V64H150ZM153 63V62H152ZM160 63V62H159ZM175 63V62H174ZM73 64L75 65H77V62L75 63V62H73ZM103 64V63H102ZM121 64H119V65H121ZM129 64V63H128ZM127 64V65H128ZM140 64V63H139ZM139 64H138V67H142L143 66V64L142 65H140L139 66ZM155 64V63H154ZM153 64V65H154ZM156 64H158V63H156ZM164 64H166V63H164ZM84 65V64H83ZM83 65H81V66H83ZM89 65H91V64H89ZM111 65V64H110ZM130 65V64H129ZM128 65V66H129ZM133 65V64H132ZM147 64H146V66H148ZM152 65V66H153ZM159 65V64H158ZM197 65V66H196ZM85 66V65H84ZM96 66V65H95ZM115 66V65H114ZM199 66V67H198ZM71 67H72V65H71ZM77 67V66H76ZM86 67V66H85ZM100 67V66H99ZM118 67V66H117ZM132 67H134V66H132ZM131 67V68H132ZM135 67H137V64H136V66ZM156 67V66H155ZM154 67V69H155V73L157 72L156 70V68ZM159 67H163V65L162 66H159ZM158 67V68H159ZM185 67H187V66H185ZM73 68V67H72ZM98 68V67H97ZM131 68H130V70H131ZM146 67H144L143 69H145ZM164 68V67H163ZM170 68V67H169ZM86 69H87V67H86ZM91 69V68H90ZM102 69V68H101ZM123 69V68H122ZM129 69V68H128ZM135 69V68H134ZM152 70H153V68H151ZM150 69V70H151ZM162 69V68H161ZM160 69V70H161ZM177 69V68H176ZM190 69H192V68H189L188 67V71L190 70ZM68 70V69H67ZM126 70V69H125ZM136 70V69H135ZM137 70H139V69H137ZM145 70H147L148 71V69H145ZM159 70V69H158ZM166 71H164V69H163V71H164V73H166V72H170V70H168V67H166V69H165ZM174 70V69H173ZM92 70H90V72H91ZM97 71H99V70H97ZM96 71V72H97ZM133 71V70H132ZM143 70H141V72H142ZM198 71V70H197ZM90 72H88L89 74H90ZM136 72V71H135ZM146 71H144V73H145ZM152 72V71H151ZM151 72L149 71V74H151ZM162 72V71H161ZM161 72H160V74H161ZM195 72H196V70H195ZM83 73V72H82ZM92 73H94V72H92ZM128 73H131L130 71H128ZM137 73V72H136ZM153 73V72H152ZM153 74V75H157V74ZM170 73H172V72H170ZM176 73V72H175ZM174 72H173V74H175ZM181 73H183V71L181 72ZM186 73V72H185ZM184 73V74H185ZM87 74V73H86ZM95 74V73H94ZM97 74H100L99 72L97 73ZM127 74V73H126ZM135 74V73H134ZM134 74L132 75V76H134ZM143 74V73H142ZM159 74V73H158ZM162 74H163V72H162ZM169 74V73H168ZM168 74L166 75V77H168ZM172 74V75H173ZM188 74V73H187ZM195 74V73H194ZM93 74H91V76H92ZM96 75V74H95ZM138 75H140L139 73H138ZM171 74H169V77L170 78H172V77H174V76H170ZM175 75H177V74H175ZM190 75V74H189ZM89 76V75H88ZM106 76V75H105ZM109 76V75H108ZM142 76V75H141ZM145 76V75H144ZM148 76V75H147ZM147 76H145V77H147ZM152 76V75H151ZM163 76V77H162ZM162 76H160L159 77V75L156 77V78H165V76L164 75H162ZM194 76V75H193ZM199 75H197L196 77H198ZM203 76V75H202ZM201 76V77H202ZM122 77V76H121ZM131 77V76H130ZM153 77V76H152ZM151 77V78H152ZM176 77V76H175ZM186 77H189V76H186ZM96 78V77H95ZM94 78V79H95ZM98 78V77H97ZM96 78V80H100V78H98L97 79ZM101 78H103V77H101ZM107 78V77H106ZM106 78H105V80H106ZM110 78V80H111V77H109ZM150 78V79H151ZM156 78H154V79H156ZM170 78H167L166 80H170ZM183 78V77H182ZM192 78V77H191ZM191 78H190V80H191ZM203 78V77H202ZM207 78V77H206ZM205 78V79H206ZM90 79V78H89ZM139 79V78H138ZM153 79V80H154ZM173 79V78H172ZM179 79L180 78H178V81H179ZM208 79V78H207ZM113 80H115V78H113ZM112 80V82H114ZM124 80H125V78H124ZM129 80V79H128ZM152 80V79H151ZM166 80H164V81H166ZM181 80H183V79H180V82H181ZM211 80V79H210ZM87 82L89 81L88 79L86 80ZM117 81V80H116ZM155 81H159V79H156ZM163 81V82H164ZM173 82L172 83H174L175 84V80H172ZM177 81V80H176ZM185 81H186V78H185ZM207 81V80H206ZM83 82V81H82ZM89 82H91V81H89ZM118 82H120V79H119V81ZM122 82V81H121ZM120 82V83H121ZM125 82V81H124ZM123 82V83H124ZM168 82V81H167ZM167 82H165L166 84H167ZM183 82V81H182ZM182 82H181V84H182ZM195 82V81H194ZM202 82V81H201ZM205 82V81H204ZM204 82H202V83H198V84H203ZM178 85H180V83H178V82H176ZM183 83H185V82H183ZM187 83H189V82H187ZM205 83H207V84H209V83H211V82H205ZM217 83V84H218ZM111 84V83H110ZM152 84H154L155 85V83H153L152 82ZM160 84H162V82L160 83ZM169 84V83H168ZM214 84V86H215V83H213ZM113 85V84H112ZM115 85V84H114ZM131 85V84H130ZM135 85V84H134ZM136 85H137V82H136ZM150 85V84H149ZM159 85V84H158ZM187 85V84H186ZM196 85H197V83H196ZM205 85L206 84H204V86L203 87H205ZM212 85V84H211ZM127 86V85H126ZM133 86V85H132ZM166 86H168V85H166ZM169 86H171V83H170V85ZM190 86H193V84L192 85H190ZM201 86V87H202ZM218 86H219V84H218ZM217 86V87H218ZM223 86V88H225ZM113 87V86H112ZM115 87V86H114ZM121 87V86H120ZM131 87V86H130ZM154 87V86H153ZM159 87H162L161 85L159 86ZM159 87H157V88H159ZM165 86L163 85V88H164ZM173 87H174V85H173ZM188 87V85L186 86V88ZM200 88V89H205V91L206 90H208V92H209V89H206V88ZM207 87V86H206ZM209 87H211V86H208V88ZM216 87V86H215ZM116 88V87H115ZM117 88H119V87H117ZM125 88V87H124ZM135 88V87H134ZM133 88V90H135ZM136 88H137V86H136ZM148 88H150V87H148ZM152 88V87H151ZM172 88V87H171ZM182 88H184L185 89V87H182ZM129 89H131V88H129ZM139 89V88H138ZM153 89H155L156 90V87L155 88H153ZM152 89V90H153ZM169 89V88H168ZM167 89V90H168ZM184 89H181V90H184ZM198 89V88H197ZM212 89V87L210 88V90ZM215 88H213V90H214ZM221 90H222V88H220ZM228 89V90H229ZM233 89V90H232ZM123 90V89H122ZM128 90V89H127ZM126 90V92H128ZM139 90H142V89H139ZM151 90V89H150ZM152 90L150 91V92H152ZM164 90V92H165V89H163ZM170 90V89H169ZM172 90H175V88L174 89H172ZM171 90V91H172ZM191 89H189V91H190ZM192 90H194V89H192ZM191 90V91H192ZM212 90V91H213ZM216 90V89H215ZM225 90V89H224ZM229 90V92H231ZM136 91V90H135ZM159 90H157V92H158ZM176 91V90H175ZM178 91V90H177ZM187 91V90H186ZM188 91V92H189ZM194 91H196V93H204L203 91H201V92H197V90L195 89ZM193 91V92H194ZM226 91V90H225ZM130 92V91H129ZM132 93H134L133 91H131ZM130 92V93H131ZM139 92V91H138ZM154 92V91H153ZM160 92H161V90H160ZM163 92V91H162ZM164 92H163V94H164ZM183 92V91H182ZM185 92V91H184ZM192 92V94H195V93H193ZM207 92V91H206ZM213 92H215V91H213ZM221 92V91H220ZM228 92V93H229ZM141 93V92H140ZM145 93V92H144ZM175 93V92H174ZM147 94H150V93H146V95ZM155 94V93H154ZM162 94V93H161ZM162 94V95H163ZM166 94V93H165ZM167 94H168V92H167ZM171 93L169 92V95H170ZM177 96H178V93H175ZM206 94V93H205ZM214 94V93H213ZM225 94H226V92H225ZM235 94H237V93H235ZM156 95V94H155ZM154 95V96H155ZM159 94L157 93V97H159L158 96ZM174 96L173 95V93H172V96L173 97H177V96ZM186 96H187V94H185ZM185 95H183V96H185ZM197 95V94H196ZM196 95H192V97L194 98V100H195V96ZM200 95H202V94H200ZM209 95V94H208ZM207 94L206 95H202V96H200V97H203V96H208ZM216 95V94H215ZM218 95H219V93H218ZM221 95H222V93H221ZM229 95H232V94H230L229 93ZM131 96H132V94H131ZM141 96H143V95H141ZM144 96H145V94H144ZM144 96H143V98H144ZM164 96V95H163ZM168 96V95H167ZM182 96V95H181ZM188 96H191V94L189 95V93H188ZM187 96V97H188ZM209 96H211V95H209ZM220 96V95H219ZM233 96V95H232ZM138 97H140V95L138 96ZM147 97H149V95L147 96ZM146 97V98H147ZM186 97V98H187ZM199 96H198V100H201V99H199L200 98ZM236 97V96H235ZM146 98H145V101H146ZM150 98V97H149ZM159 98H161V95H160V97ZM164 98V97H163ZM178 98H179V100L180 99H182V98H180L179 96H178ZM189 98H191V97H189ZM192 98V99H193ZM216 98V97H215ZM237 99L236 100H238V96L236 97ZM153 98H151V100H152ZM162 99V98H161ZM172 99V98H171ZM170 99V100H171ZM197 99V98H196ZM209 99H211L210 97H209ZM209 99H206V101H208ZM219 99V98H218ZM218 99H217V102H218ZM223 99H225L226 100V97H225V95H224V97H223ZM223 99H220V100H223ZM229 99V98H228ZM227 99V100H228ZM178 100V101H179ZM193 100V101H194ZM144 101V102H145ZM149 101H150V99H149ZM161 101V100H160ZM159 101V102H160ZM172 101V100H171ZM173 101H175V100H173ZM186 102L188 101H190V100H185ZM184 101V99L182 100V102H185ZM192 101V100H191ZM196 101V100H195ZM191 102V103H196V102ZM202 101V100H201ZM211 101V100H210ZM206 102L207 104H209V103H211V102ZM230 101H233V100H230ZM230 101H228L229 103H230ZM243 101H240V102H243ZM152 102H153V100H152ZM170 102V101H169ZM179 102H181V101H179ZM181 102V103H182ZM186 102H185V104L184 105H186ZM200 102V101H199ZM212 102H213V99H212ZM214 102H216L215 100H214ZM214 102H213V104H214ZM222 102H224V101H222ZM225 102H227V101H225ZM224 102V103H225ZM227 102V104H229ZM171 103V102H170ZM178 103V102H177ZM181 103H179V104H181ZM198 103V102H197ZM206 103H204L205 104V106L207 105ZM219 103H221V102H219ZM173 104V103H172ZM192 104V105H193ZM200 104L203 106L204 104H202V102H200ZM222 104V103H221ZM220 104V105H221ZM226 104V103H225ZM232 104V107L234 106V105H240V103L238 104H234V102L233 103H231ZM231 104H229V105H227L228 106V108H231ZM234 104V105H233ZM242 104V103H241ZM159 105H162V104H159ZM181 105H183V103L181 104ZM196 105H198V104H196ZM201 106V107H202ZM205 106H204V108H205ZM209 106V105H208ZM208 106L205 108V109H207L208 108ZM210 106H214V105H211L210 104ZM209 106V107H210ZM215 106H217L216 104H215ZM219 106V105H218ZM167 107V106H166ZM165 107V108H166ZM200 107V108H201ZM223 107V106H222ZM236 107V106H235ZM240 108L241 110H243L242 108H241V105L240 106H237L236 108ZM184 108V107H183ZM203 108V107H202ZM203 108V109H204ZM212 109L214 108V107H211ZM224 108H225V106H224ZM236 108H234V109H236ZM151 109V108H150ZM170 109V108H169ZM185 109V108H184ZM202 109V110H203ZM210 109V108H209ZM216 109V108H215ZM218 109V108H217ZM167 110V109H166ZM176 110V109H175ZM198 110H201V109H198ZM211 110V109H210ZM228 110V109H227ZM236 110H238V109H236ZM241 110H240V113H241ZM1 111H3V110H1ZM0 111V112H1ZM12 111H14V110H12ZM152 110H150V112H151ZM168 111V110H167ZM207 111V110H206ZM226 111V110H225ZM230 110H228V112H229ZM233 110H231V112H232ZM239 111V110H238ZM237 111V112H238ZM6 111L4 110V112L3 113H5ZM177 112V111H176ZM195 112V111H194ZM200 112H203V111H200ZM208 112H210L211 113V111H209L208 110ZM213 112V111H212ZM215 112V111H214ZM227 112V113H228ZM237 112H234L235 113V116L237 115L236 113ZM251 112V113H250ZM10 113V112H9ZM12 114L14 113V112H11ZM16 113V112H15ZM187 113V112H186ZM233 113V114H234ZM263 113V112H262ZM11 114V115H12ZM16 114H18V117H19V113H16ZM155 114V113H154ZM213 114V116L214 115H217L216 114V112L215 113H212ZM225 114V113H224ZM223 114V115H224ZM243 114H241V115H239V117H241ZM15 115V114H14ZM156 115V114H155ZM154 115V116H155ZM171 115V114H170ZM207 115V114H206ZM205 115V116H206ZM227 115V114H226ZM243 115V116H244ZM9 116V115H8ZM176 116V115H175ZM188 116H190V115H188ZM204 116V115H203ZM204 116V117H205ZM217 116H219V115H217ZM2 117H3V114H2ZM1 117V118H2ZM6 117V116H5ZM16 117V116H15ZM17 117V118H18ZM208 117H210V118H214V119H216L215 118V116L214 117H212V116H209L208 115ZM223 118L225 117V116H222ZM228 117H230L229 115H228ZM16 118V119H17ZM20 118H21V116H20ZM20 118H19V120L17 121V122H19L20 121ZM233 118V117H232ZM12 119H14V117L12 118ZM175 119V118H174ZM178 119V118H177ZM180 119H183V118H181L180 117ZM179 119V120H180ZM189 119H191V118H189ZM209 119V118H208ZM219 119L222 121V119H221V117H219ZM243 119V118H242ZM7 120V119H6ZM15 120V119H14ZM22 121H23V118L21 119ZM192 120V119H191ZM219 120V121H220ZM226 120V119H225ZM229 120V119H228ZM228 120H226L227 122H228ZM233 120H235V118H233ZM237 120V122H239V119L237 118L236 119ZM11 121V120H10ZM21 121V122H22ZM30 121V120H29ZM170 122L172 121V120H169ZM178 121V120H177ZM183 121V120H182ZM196 122L198 121V123L201 121V119H200V121L199 120H195ZM210 121V120H209ZM219 121H217V122H219ZM220 121V123H222ZM230 121V120H229ZM232 121V120H231ZM2 122V121H1ZM8 122V121H7ZM6 122V123H7ZM180 122V121H179ZM184 122H186V120L184 121ZM211 122V121H210ZM210 122H209V124H210ZM214 122H216V120L214 121ZM216 122V123H217ZM242 122V121H241ZM174 124V121L173 122H171L170 124ZM200 123H204V122H200ZM233 123V122H232ZM245 123V122H244ZM9 124V123H8ZM29 124H31L30 122H29ZM29 124H26V125H29ZM33 124V123H32ZM31 124V125H32ZM169 124V123H168ZM172 124V125H173ZM190 124L192 125V122H190ZM196 125H197V123H195ZM212 124V123H211ZM222 124H224V121H223V123ZM228 125H229V123H227ZM234 124V123H233ZM237 124V123H236ZM239 124V123H238ZM237 124V126H240V125H238ZM246 124V123H245ZM6 125V124H5ZM24 125V124H23ZM22 124H21V126H23ZM193 125H194V123H193ZM213 125V124H212ZM215 125V124H214ZM217 125H219L218 123H217ZM16 126V125H15ZM20 125H19V127H21ZM34 126V125H33ZM233 126V125H232ZM242 126H243V124H242ZM10 127H13L12 125L10 126ZM27 127V126H26ZM29 127V126H28ZM171 127V126H170ZM209 126L208 125H206V124H203V127H199L200 129H199V134L200 133H203V130H206V132L208 133V130H209V128H208ZM218 127V126H217ZM231 127V126H230ZM16 128H18V126L16 127ZM21 128H23V127H21ZM167 128V127H166ZM172 128V127H171ZM226 128V127H225ZM227 128H229V127H227ZM239 128H241V126L239 127ZM11 129V128H10ZM10 129H8V131L10 130ZM14 129V128H13ZM12 129V130H13ZM219 129H220V131H221V128L219 127ZM230 129V128H229ZM237 129V128H236ZM22 130V129H21ZM30 131H32V129H29ZM36 130V129H35ZM35 130H33V131H35ZM87 130H89V129H87ZM92 130H94V129H92ZM165 130V129H164ZM193 130V129H192ZM192 130H187V132H189V131H191L192 132ZM196 130V129H195ZM225 130V129H224ZM223 130V132H224V134H226L225 132L226 131H224ZM231 130V129H230ZM1 131V130H0ZM3 131H4V129H3ZM7 131V130H6ZM6 131H5V133H1L2 135L3 134H5V136L7 135V134H9L10 132H14V131H16V130H13V131H9V133H6ZM26 131V130H25ZM39 131V130H38ZM37 131V132H38ZM84 131H86V130H84ZM174 131V130H173ZM173 131H171V132H173ZM235 131H237V130H235ZM2 132V131H1ZM17 132L18 131H16L15 133H12V135L15 137V135L14 134H17ZM24 132V131H23ZM22 131H21V133H23ZM37 132H36V135H37ZM93 132V131H92ZM209 132H212V131H209ZM213 132H214V130H213ZM218 133H219V131H217ZM27 133H29V131L27 132ZM39 133H40V131H39ZM38 133V134H39ZM42 133V132H41ZM94 133V132H93ZM175 133H176V131H175ZM178 133V132H177ZM176 133V134H177ZM214 133H216V131L214 132ZM234 132H232V133H230V134H233ZM20 134V133H19ZM24 134V133H23ZM25 134H26V132H25ZM44 134H46V133H44ZM53 134V133H52ZM87 134V133H86ZM88 134H90V130H89V133ZM87 134V135H88ZM96 135H97V138H98V134L97 133H95ZM167 134V133H166ZM172 134V133H171ZM174 135L175 137H172V138H175V139H177L178 137V135L179 134H181V133H178V135ZM221 134V133H220ZM220 134H217L218 136L220 135ZM229 134V133H228ZM228 134H227V136H228ZM11 135V134H10ZM55 135L57 136L58 134H56V132H55ZM184 135V134H183ZM12 136V138H14ZM18 136V135H17ZM17 136L15 137V139H10V138H8V137H6L7 139H10V140H12L11 142H15V144L14 143H12V144H14L15 146L17 145V142H18V144H20L21 143V145L22 144H24L23 143V141H21L22 139H19V138H21V137H23L22 136V134H20L19 136H21V137H19V138H17ZM31 136V135H30ZM30 136H28L29 138H31V139H33L34 140V138L35 137H33V136H35V135H32L31 137ZM39 136H41V135H39ZM38 135H37V137H39ZM43 136V135H42ZM47 136V135H46ZM48 136H50V135H48ZM93 136H94V134H93ZM169 136V135H168ZM171 136V135H170ZM224 136V135H223ZM226 136V137H227ZM10 137V136H9ZM60 137V136H59ZM192 137V136H191ZM202 137V136H201ZM229 137H231V136H229ZM228 137V138H229ZM0 138H4V137H1L0 136ZM5 138V139H6ZM18 140H17V139ZM25 138V137H24ZM51 138H53V137H51ZM56 138V137H55ZM169 138V137H168ZM196 138V137H195ZM214 138V137H213ZM233 138H234V136H233ZM6 139V140H7ZM26 139V141L25 142H27V140H30V139H27V138H25ZM183 139V138H182ZM198 139H199V137H198ZM201 139V138H200ZM224 139V138H223ZM232 139V138H231ZM1 140V139H0ZM10 140H8V142H10ZM16 140V141H15ZM24 140V139H23ZM33 140H30L31 142H33ZM66 140V139H65ZM172 140V139H171ZM179 139H177V140H174V141H178ZM184 140H186V139H184ZM197 140V139H196ZM229 140V139H228ZM227 140V141H228ZM21 141V142H20ZM217 141V140H216ZM231 141H234L233 139L231 140ZM3 142V141H2ZM5 142V141H4ZM7 142V141H6ZM29 142V141H28ZM27 142V143H28ZM163 142V141H162ZM172 142V141H171ZM175 142V143H176ZM181 142V141H180ZM190 141H188V143H189ZM30 143V142H29ZM164 143H166V142H164ZM191 143V142H190ZM220 143H222V142H220ZM224 144H225V142H223ZM233 144L235 143V141L234 142H232ZM1 144V143H0ZM4 144V143H3ZM6 144V143H5ZM8 144H10V143H8ZM7 144V145H8ZM31 145H33L34 144V142H33V144L32 143H30ZM30 144H29V146H30ZM194 144V143H193ZM237 144V143H236ZM11 145V144H10ZM9 145V146H10ZM21 145H18V147H15V149L17 148H19V147H21L22 148V146ZM25 145V144H24ZM27 145L28 144H26L25 145V148L27 149ZM167 145H168V143H167ZM183 145V144H182ZM186 145V144H185ZM195 145V144H194ZM232 145V144H231ZM238 145V144H237ZM6 147V145H3V149ZM163 146V145H162ZM190 146H192V145H190ZM239 146V145H238ZM2 147V146H1ZM1 147H0V149H1ZM166 147V146H165ZM193 147H195V146H193ZM204 147V146H203ZM235 147V146H234ZM9 148V147H8ZM8 148H7V150H5V151H9L8 152V155H9V153H10V151H13L12 150V148H9V149H11V150H8ZM20 148V150H22V149H24V148H22L21 149ZM229 148V147H228ZM227 148V149H228ZM6 149V148H5ZM14 149V151H18V152H15V153H19V154H26V157L24 156V155H19L20 157L21 156H24L25 158H27L28 159V162L30 161V158L34 155L32 152H34L35 150V148L32 146V149H33V151L31 152V153H29V154H32V156L30 157L29 155H28V152H26L27 150H24V152H20V150L18 149H16L15 150ZM32 149H30V147H29V149L28 150H32ZM208 149V148H207ZM213 149V148H212ZM223 149V148H222ZM226 149V150H227ZM37 150V149H36ZM113 150V149H112ZM175 150V149H174ZM180 150V149H179ZM204 150H205V148H204ZM217 150V149H216ZM220 150H221V148H220ZM234 150V149H233ZM23 151V150H22ZM38 151V150H37ZM37 151H35L34 153H36ZM182 150H180V152H181ZM189 151V150H188ZM197 151V150H196ZM202 151V150H201ZM207 151V150H206ZM219 151V150H218ZM223 151V150H222ZM230 151V150H229ZM2 152H4V151H2ZM26 152V153H25ZM112 152V151H111ZM191 152V151H190ZM203 152V151H202ZM214 152V151H213ZM212 152V153H213ZM221 152V151H220ZM232 151H230V153H231ZM5 153V152H4ZM15 153H13L12 152V154H15ZM38 153H41V151H38L37 152V154ZM84 153L86 154V152L84 151ZM113 153V152H112ZM174 153V152H173ZM172 153V154H173ZM215 153H216V151H215ZM214 153V154H215ZM223 153H226V152H222V155H223ZM2 154V153H1ZM5 154H7V153H5ZM4 154V155H5ZM41 154H43V152L41 153ZM88 154V153H87ZM86 154V155H87ZM174 154H177V153H174ZM197 154H198V152H197ZM11 155V154H10ZM9 155V156H10ZM18 155H17V157H18ZM40 155V154H39ZM91 154L89 153V155H88V157L90 156ZM227 155H228V152H227ZM230 155V154H229ZM238 154H236V156H237ZM14 156V155H13ZM13 156H11L12 157V159H13ZM27 156H29V157H27ZM82 156H84V154L82 155ZM81 156V157H82ZM177 156V155H176ZM198 156H200V155H198ZM225 156V155H224ZM4 157H7V155L6 156H4ZM24 157H22V158H20V160H22V161H24L23 159H25ZM35 157H36V155H35ZM38 157H40V156H38L37 155V158H36V162L35 163H38L40 160L38 159ZM87 157V156H86ZM85 157V158H86ZM112 157V156H111ZM120 157V156H119ZM122 157V156H121ZM121 157L119 158L120 160H122L121 159ZM195 157H197L196 155H195ZM201 157V156H200ZM199 157V158H200ZM203 157V156H202ZM19 158V157H18ZM34 157H32L31 158V160L33 159ZM93 158V157H92ZM115 158V159H114ZM118 157L116 156L115 157V155H113V157L111 158V159H113V160H116V161H120V160H118L117 159ZM184 158V157H183ZM2 159H3V156H2ZM7 158H4L3 160H1V162L3 161L4 162V160H5V164L4 165H7L8 166V163L11 161H9L8 162V160H6ZM16 158H14V160H15ZM27 159H26V161H27ZM90 159V158H89ZM123 159H125V158H123ZM218 159V158H217ZM225 159V158H224ZM245 158H243V160H244ZM95 160V159H94ZM94 160H92V161H94ZM189 160V159H188ZM221 160V159H220ZM220 160H217V161H215V162H220ZM115 161V162H116ZM181 161V160H180ZM233 161V160H232ZM34 162V161H33ZM81 162H83L82 160H81ZM88 162V161H87ZM98 162V161H97ZM174 162V161H173ZM214 162V161H213ZM228 162V161H227ZM234 162V161H233ZM1 163V164H2ZM32 163V162H31ZM30 163V165L31 166H29L30 168H31V170L30 171H34V170H36L37 169V167L34 165L35 163H33V165ZM71 163V162H70ZM69 163V164H70ZM75 163V162H74ZM73 163V166H71L72 168H73V170H74V164ZM98 163H100V162H98ZM172 163V162H171ZM207 163V162H206ZM3 164H2V166H3ZM10 164H12L11 162H10ZM28 164V163H27ZM26 164V165H27ZM53 165H54V163H52ZM51 164V165H52ZM87 164V163H86ZM91 164V163H90ZM85 165L86 166V168L87 167H90L91 165ZM174 164V163H173ZM177 164V163H176ZM183 164H185V162L183 163ZM231 164H232V162H231ZM37 165V164H36ZM49 165V164H48ZM47 165V166H48ZM72 165V164H71ZM83 165H84V163H83ZM101 165V164H100ZM139 165V164H138ZM197 165V164H196ZM217 166H218V164H216ZM230 165V164H229ZM245 165V164H244ZM249 165V164H248ZM250 165H252V164H250ZM7 166H6V168H7ZM19 166V165H18ZM46 166V165H45ZM76 166H78V163L76 164ZM82 166V165H81ZM85 166H83L84 168H85ZM96 166V165H95ZM189 166V165H188ZM206 166V165H205ZM210 166V165H209ZM208 166V167H209ZM246 166V165H245ZM0 167H1V165H0ZM9 167V166H8ZM11 167V166H10ZM15 167V166H14ZM20 167V166H19ZM28 167V168H29ZM32 167H33V169L34 170H32ZM35 167H36V169H35ZM39 167V166H38ZM92 167V166H91ZM90 167V168H91ZM98 167H101L102 168V165L101 166H99L98 165ZM106 168H108V170H109V168L110 167H107V166H105ZM137 167V166H136ZM187 167V166H186ZM191 167V166H190ZM207 167V166H206ZM213 167H215V166H213ZM236 167V166H235ZM249 168H250V166H248ZM2 168V167H1ZM5 168V167H4ZM12 168V167H11ZM53 168V169H52ZM72 168H70L71 170H72ZM76 168V167H75ZM84 168H83V171H84ZM94 168V167H93ZM182 168H184L183 166H182ZM239 168V167H238ZM243 168H244V166H243ZM249 168L247 169V171H249ZM252 168V167H251ZM16 170H17V168H15ZM39 170H40V168H38ZM42 169V168H41ZM46 169V171H51L52 172V170H55V165H54V167H52L51 166V168L49 167V170H48V167L47 168H45ZM52 169V170H51ZM89 169V168H88ZM96 168H94V170H95ZM104 169V168H103ZM181 169V168H180ZM186 169V168H185ZM188 169V168H187ZM187 169H186V171H187ZM218 169V168H217ZM43 170V169H42ZM97 170V169H96ZM95 170V171H96ZM108 170H107V173L109 174V172H110V174H111V171L109 170V172H108ZM194 170H196V169H194ZM227 170V169H226ZM23 171V170H22ZM25 171H27V167H26V169H25ZM24 171V173H26ZM28 171H29V169H28ZM85 171H87V170H85ZM94 171V172H95ZM100 172L102 171H105V169L104 170H99ZM98 170H97V172L96 173H98L99 172ZM189 171H191V170H189ZM197 171V170H196ZM233 171H234V169H233ZM244 171V170H243ZM39 172V171H38ZM38 172H36V173H38ZM92 172V171H91ZM225 172V171H224ZM30 173V172H29ZM35 173V174H36ZM85 173V172H84ZM105 172H103V174H104ZM146 173V172H145ZM236 173V172H235ZM249 173H250V171H249ZM33 174H34V172H33ZM77 174H78V172H77ZM99 174V173H98ZM102 174V173H101ZM100 174V175H101ZM202 174V173H201ZM216 174V173H215ZM210 175H212V174H210ZM224 175V174H223ZM251 175V174H250ZM24 176V175H23ZM109 176H111V175H109ZM214 176V175H213ZM212 176V177H213ZM238 176V175H237ZM180 177V176H179ZM178 177V178H179ZM223 177V176H222ZM226 177V176H225ZM98 178H100V176L98 177ZM113 178V177H112ZM182 178H184V177H182ZM192 178V177H191ZM215 177H213V179H214ZM176 179V178H175ZM225 179V178H224ZM34 180H35V177H34ZM201 180V179H200ZM219 180V179H218ZM234 180H235V178H234ZM31 181V180H30ZM29 181V182H30ZM115 181V180H114ZM151 181V180H150ZM169 181H171V180H169ZM175 181V180H174ZM226 181V180H225ZM237 181V180H236ZM95 182H99L100 183V181L98 180V181H95ZM118 182V181H117ZM168 182V181H167ZM176 182H177V180H176ZM188 182V181H187ZM235 182V181H234ZM238 182V181H237ZM249 183H250V181H248ZM34 183H35V181H34ZM33 183V184H34ZM52 183V182H51ZM115 183V182H114ZM169 183V182H168ZM168 183H164V184H167L168 185ZM179 183V182H178ZM180 183H181V181H180ZM28 184V183H27ZM40 184V183H39ZM47 184V183H46ZM53 184V183H52ZM95 184H97V183H95ZM94 184V185H95ZM235 184V183H234ZM240 184H242V183H240ZM239 184V185H240ZM36 185V184H35ZM48 185V184H47ZM45 186V187H43L44 189L46 188V187H48V186ZM175 185V184H174ZM178 185V184H177ZM183 185V184H182ZM238 185V186H239ZM249 186L251 189H252V187H251V183H250V185L249 184H244V186ZM29 187L31 186V183H30V185H28ZM42 186H44V184L42 185ZM169 186H172V185H170L169 184ZM247 186V187H248ZM33 187V186H32ZM50 187V186H49ZM55 187V186H54ZM54 187H52L53 189H54ZM95 188H100L101 186H97L96 187V185L94 186ZM175 187V186H174ZM184 187V186H183ZM225 187V186H224ZM232 187V186H231ZM248 187V188H249ZM35 188H37V187H35ZM42 188V187H41ZM42 188V189H43ZM229 188V187H228ZM43 189V190H44ZM51 189V188H50ZM60 189L59 187H57L56 188V191H55V189L54 190H52V192L51 191H49V192H51V193H53V191L54 192H56L57 193V191ZM184 189V188H183ZM230 189V188H229ZM238 189H239V187H238ZM246 192H250V190L248 191L247 190V188H243ZM46 190V189H45ZM49 189H47L46 191H48ZM103 190V189H102ZM101 190V191H102ZM256 190V189H255ZM255 190H253V191H255ZM40 191H42L41 189H40ZM94 191H96V190H94ZM100 191V192H101ZM104 191H106V190H104ZM178 191V190H177ZM180 191V190H179ZM43 192V191H42ZM181 192V191H180ZM184 192V191H183ZM186 192V191H185ZM246 192H245V194H246ZM45 193V192H44ZM104 193H107V192H104ZM178 193V192H177ZM236 193V192H235ZM238 193V192H237ZM241 193V192H240ZM255 193V192H254ZM253 193V194H254ZM45 194H47V193H45ZM58 194V193H57ZM100 194H102V193H100ZM251 194V193H250ZM257 194V193H256ZM42 195H44V194H42ZM48 195V194H47ZM47 195H45V196H47ZM54 195V194H53ZM60 195H61V193H60ZM132 196L131 197H134L135 195H133V193L131 194ZM169 195H172V194H170L169 193ZM175 195H177V194H175ZM218 195V194H217ZM244 195V194H243ZM49 196V195H48ZM54 196H56V195H54ZM62 196V195H61ZM232 195L230 194V198H232L233 196H235V194L231 197ZM246 196V195H245ZM256 196V195H255ZM73 197V196H72ZM142 197V196H141ZM261 197V196H260ZM47 198V197H46ZM53 198V197H52ZM74 198V197H73ZM235 198H240L241 199V197L239 196V197H237V195L235 196ZM246 199H248L247 197H245ZM264 198V197H263ZM68 199H69V196H68V198H67V201H68ZM78 199V198H77ZM139 199V198H138ZM141 199H143V198H141ZM253 199H255V197L253 196ZM260 199V198H259ZM44 200H45V198H44ZM48 200V199H47ZM46 200V201H47ZM60 200H62V199H60ZM73 200V199H72ZM80 199H78V202H77V204L81 201H79ZM131 200H133V199H131ZM135 200V199H134ZM232 200V199H231ZM50 201H52V199H50ZM50 201H48V203H51ZM77 201V200H76ZM143 201V200H142ZM251 201V200H250ZM255 201V200H254ZM57 202V201H56ZM61 202V201H60ZM70 202H72V201H70ZM136 201H134V203H135ZM139 202V201H138ZM141 202V201H140ZM139 202V203H140ZM237 202H239V201H237ZM243 202V201H242ZM139 203H137L138 205H139ZM147 204L145 205V206H147L148 205V202H146ZM263 203V202H262ZM80 204H82V203H79V206H80ZM136 204V205H137ZM144 204H145V202H143V206H144ZM150 204V203H149ZM28 205V204H27ZM47 205V204H46ZM50 205V204H49ZM61 205V204H60ZM69 205V204H68ZM71 206H72V203L70 204ZM74 205V204H73ZM130 205V206H129ZM129 205H127L126 206V208L128 209V208H130L131 207V204H129ZM151 205V204H150ZM149 205V206H150ZM35 206H37V205H35ZM56 206V205H55ZM54 206V207H55ZM62 206V205H61ZM64 207H65V205H63ZM62 206V207H63ZM141 206V205H140ZM139 206V207H140ZM149 206H147V207H149ZM243 206V205H242ZM245 206V205H244ZM67 207V206H66ZM72 207H74V206H72ZM75 207L77 208V206H76V204H75ZM139 207H137L138 208V210H137V212L139 211ZM169 207H171V206H169ZM136 208V209H137ZM144 208V207H143ZM177 208V207H176ZM247 208V207H246ZM71 209V208H70ZM142 209V208H141ZM140 209V210H141ZM145 209V208H144ZM150 209V208H149ZM152 209H153V206H152ZM151 209V210H152ZM158 209V208H157ZM171 208H169V210H170ZM178 209V208H177ZM176 209V210H177ZM180 209V208H179ZM178 209V210H179ZM205 209V208H204ZM43 210V209H42ZM41 210V211H42ZM56 210V209H55ZM146 210H148L147 208H146ZM150 210V212H152L153 213V211H155L156 209H153V211H151ZM260 210V209H259ZM61 211V210H60ZM72 211H74V210H72ZM99 211V210H98ZM161 211V210H160ZM164 211V210H163ZM166 211L167 210H165V213H166ZM215 211V210H214ZM213 211V212H214ZM53 212V211H52ZM66 213L65 214H67L68 212H69V214L71 213L70 211H69V209H68V211L66 210L65 211ZM82 212H84V211H82ZM91 212L92 211H90V214H91ZM149 212V211H148ZM176 212V211H175ZM182 212V210L179 212V213H181ZM194 212H197L196 210H194ZM212 212V213H213ZM216 212V211H215ZM24 213V212H23ZM62 213V212H61ZM81 213V212H80ZM79 213V214H80ZM92 213H94V212H92ZM110 213V214H109ZM138 213H141L140 211L138 212ZM142 213H144V211L142 210ZM172 213H174V212H172ZM199 214H201L200 212H198ZM211 213V212H210ZM211 213V214H212ZM238 213H239V211H238ZM237 212H236V214H238ZM247 213V212H246ZM256 213V212H255ZM59 214H60V212H59ZM58 214V215H59ZM68 214V215H69ZM97 214H98V212H97ZM107 214H109V215H111L112 216V214L113 213H111V212H108ZM146 214H147V212H146ZM145 214V215H146ZM151 214V213H150ZM157 214L159 215L160 214V212H157ZM175 214V213H174ZM181 214H183L184 215V213L182 212ZM191 214V213H190ZM190 214L188 215V213L186 214V215H184V217L185 216H189L190 218H192L191 216H190ZM218 213H216V215H217ZM220 214H221V212H220ZM251 214V213H250ZM253 214V213H252ZM32 215H34V213L32 214ZM73 215V214H72ZM89 215V214H88ZM93 215V214H92ZM91 215V216H92ZM108 215V216H109ZM126 214H124V216H125ZM144 215V216H145ZM149 215V214H148ZM155 215H156V213H155ZM154 215V216H155ZM158 215H156L155 217H157V218H155L156 220V224L157 223H159V222H157L158 220L160 221L161 219L159 218V217H161V216H163L162 215V212H161V216H158ZM168 215V214H167ZM170 215H171V213H170ZM178 215V214H177ZM177 215H175V216H177ZM182 215V216H183ZM193 215V214H192ZM210 215V214H209ZM215 215V216H216ZM55 216H57V214L56 215H54V218H53V220L55 219V221H57L56 219L59 217V216H57L56 218H55ZM67 216V215H66ZM70 216V215H69ZM83 216V215H82ZM90 216V215H89ZM96 216V215H95ZM139 216H140V214H139ZM138 216V217H139ZM154 216H152L153 218H154ZM166 215L164 214V217H165ZM173 216V215H172ZM204 216H207V215H205L204 214ZM233 216V215H232ZM231 216V217H232ZM84 217V216H83ZM82 217V218H83ZM110 217V216H109ZM113 217H115L114 215H113ZM113 217H110V218H113ZM128 217H130V216H128ZM143 217V214H141V218ZM148 220H149V218H148V216H145ZM178 217L180 218V216L178 215ZM183 217V219H185ZM188 217V218H189ZM201 217V216H200ZM199 217V218H200ZM209 217V216H208ZM211 217H213V216H211ZM222 217V216H221ZM262 217V216H261ZM261 217H258V218H261ZM66 218H68V217H66ZM94 218V217H93ZM97 218V217H96ZM109 218V219H110ZM119 218V217H118ZM118 218H117V220H116V222L115 223H117V221H118V223H119V221H120V218H119V220H118ZM124 218V217H123ZM123 218H121V219H123ZM125 218H126V216H125ZM159 218V219H158ZM165 218H168V217H165ZM178 218V219H179ZM193 218H194V216H193ZM196 219H197V217H195ZM194 218V219H195ZM220 218V217H219ZM244 218V217H243ZM59 219V218H58ZM61 219H63V218H61ZM89 219H90V217H89ZM98 219V218H97ZM114 219V218H113ZM127 219V218H126ZM140 219V218H139ZM169 220L171 219L170 217L168 218ZM167 219V220H168ZM194 219H191V220H194ZM195 219V220H196ZM201 219V218H200ZM203 219V218H202ZM209 219V218H208ZM214 219V218H213ZM239 218H237L236 220H238ZM101 220H103V219H101V217L98 219V222H100ZM111 221H115V220H112V219H110ZM162 220H164V219H162ZM161 220V221H162ZM179 220H181V221H184V220H182V219H179ZM179 220H177V222H180ZM188 220V219H187ZM194 220V221H195ZM220 220V219H219ZM235 220V219H234ZM262 220H264V219H262ZM60 221H62V220H60L59 219V222ZM76 221V220H75ZM79 221V220H78ZM94 221H96V220H94ZM144 221H146V220H144ZM172 221H173V219H172ZM186 221V220H185ZM201 221V220H200ZM202 221H204V220H202ZM240 221V220H239ZM238 221V222H239ZM97 222V223H98ZM125 222V223H124ZM123 222V220H122V223H123V225L124 224H126V226H127V224L129 223V222H127L126 223V221H124ZM138 223H141V221L139 222V221H137ZM146 222H148V221H146ZM151 222H154V221H151ZM151 222H149V223H151ZM164 222V224H166L165 222L166 221H163ZM169 222V221H168ZM196 222V221H195ZM204 222H206V220L204 221ZM244 222H245V220H244ZM75 223H78L77 221L75 222ZM80 223V222H79ZM88 225L90 224V226H92L91 224H93V223H88V222H86ZM85 222H84V224H86ZM101 223V222H100ZM99 223V224H100ZM102 225L100 224V227H99V224L97 225L96 224V222H95V224H96V226L98 227V228H100L101 229V227L104 225V222L102 221ZM117 223V224H118ZM134 223V222H133ZM133 223H129V224H132L131 226L132 227H134L135 225L133 224ZM142 223H144L143 222V220H142ZM141 223V224H142ZM155 223V222H154ZM162 223V222H161ZM170 224L172 223V225H173V223H175V222H169ZM168 223V224H169ZM181 223V222H180ZM182 223H184V222H182ZM181 223V224H182ZM187 223V221L184 223V224H186ZM188 223H190L189 221H188ZM193 223V222H192ZM207 223V222H206ZM205 223V224H206ZM209 223V222H208ZM213 223V222H212ZM212 223H210L211 225H212ZM236 223V222H235ZM74 224V223H73ZM86 224V225H87ZM129 224H128V226H129ZM153 224V223H152ZM152 224H150V225H152ZM156 224H153V225H156ZM180 224V225H181ZM196 224V223H195ZM194 224V226H196L197 224H199V223H197L196 225ZM204 224V223H203ZM214 224H217V223H215L214 222ZM224 224V223H223ZM237 224V223H236ZM239 224V223H238ZM258 224H260V223H258ZM86 225H82V226H86ZM87 225V228H89V226ZM122 224H121V226H123ZM159 225V224H158ZM167 225V224H166ZM164 226V225H162V226H164V227H167V226H169V227H172V225L170 226V225H167V226ZM177 225H179L178 223H177ZM179 225V227H181ZM193 224H191V226H192ZM200 225H202V224H200ZM200 225H198V226H200ZM240 225H241V223H240ZM68 226H70V224L68 225ZM68 226H66L67 228H68ZM73 226V225H72ZM72 226H70V227H72ZM75 226V225H74ZM76 226H79V224L78 225H76ZM96 226H93V227H96ZM116 226H118V225H116ZM120 226V227H121ZM125 226V225H124ZM160 226H161V224H160ZM174 226H175V224H174ZM190 226V227H191ZM193 226V227H194ZM220 226V225H219ZM218 225L216 226L215 225V227L216 228H218L219 227ZM130 227V226H129ZM131 227V230L133 229ZM175 227H178V226H175ZM175 227H172V229H174ZM183 227V226H182ZM185 227H186V225H185ZM185 227H183V228H185ZM191 228V229H194V228H196V227H194V228ZM201 227V226H200ZM226 227V226H225ZM255 227H257L256 225H255ZM258 227H259V225H258ZM46 228V227H45ZM73 228V227H72ZM116 228V227H115ZM122 228V227H121ZM124 228L125 227H123V229H122V231H121V233L122 232H124ZM137 228V225H136V227H134V229L133 230H135ZM138 228H139V226H138ZM138 228L136 229L137 231H138ZM141 228V227H140ZM143 229H144V227H142ZM160 229H161V227H159ZM201 228H204V226H202ZM216 228H215V230H216ZM227 228V227H226ZM82 229H83V227H82ZM93 229V228H92ZM102 229H103V227H102ZM116 229H118V228H116ZM120 229V228H119ZM118 229V230H119ZM170 229V228H169ZM171 229V230H172ZM176 229V228H175ZM180 229V228H179ZM185 229H187V228H185ZM206 229V228H205ZM212 229V228H211ZM213 229H214V227H213ZM213 229H212V231H213ZM219 229H221V228H219ZM218 229V230H219ZM233 229V228H232ZM253 229H258V228H253ZM260 229V228H259ZM43 230H44V228H43ZM66 230V229H65ZM68 230V229H67ZM70 231H71V229H69ZM73 230V229H72ZM89 230H91V229H89ZM89 230H87L86 228H85V231H86V233L89 231ZM127 230H130V228H127ZM183 230V229H182ZM223 230V229H222ZM221 230V231H222ZM234 230V229H233ZM74 232H75V230H73ZM95 231V230H94ZM100 231H102V230H100ZM139 231H143L142 229L140 230L139 229ZM147 231V230H146ZM145 231V232H146ZM159 231H161V230H159ZM173 231V230H172ZM190 232H193V231H191V230H189ZM189 231H185V232H189ZM204 231V230H203ZM208 231H210V230H208ZM220 231V230H219ZM220 231V232H221ZM227 231V230H226ZM231 231V228L229 229V232ZM251 231H252V229H251ZM256 231V230H255ZM72 232V231H71ZM91 232H93L92 230H91ZM90 232V233H91ZM112 232H114V231H112ZM125 232H127L126 231V229H125ZM125 232H124V236L123 237H125L126 236V238H127V235H125ZM132 233V231H129V232H127L126 234H131ZM134 232V231H133ZM174 232H175V230H174ZM176 232H179L178 230H176ZM194 232H196V231H194ZM193 232V233H194ZM216 232H218V231H216ZM223 232V231H222ZM238 232V231H237ZM76 233H78L79 234V231L77 232L76 231ZM75 233V235H77ZM82 233H84V230H83V232ZM138 233V232H137ZM137 233H135V234H137ZM140 233V232H139ZM142 233V232H141ZM139 234V235H142L143 236V234ZM159 233V232H158ZM182 232H180L179 234H181ZM198 233V232H197ZM201 233V234H200ZM200 233H198V234H193V236L194 235H201L202 237H203V235H202V231L200 232ZM205 233V232H204ZM210 234H211V232H209ZM208 232H207V234H209ZM213 233H214V231H213ZM211 234V236L213 237V235H218V234H216V233H214V234ZM219 233V232H218ZM232 233V232H231ZM239 233V232H238ZM254 233V232H253ZM263 233V232H262ZM73 234V233H72ZM71 234V235H72ZM80 234H81V232H80ZM88 234V233H87ZM134 234V235H135ZM185 234V233H184ZM191 235H192V233H190ZM206 234V235H207ZM210 234H209V236H210ZM220 234V233H219ZM226 234H228V232L226 233ZM226 234H224V235H226ZM233 234H234V232H233ZM240 234V233H239ZM257 234V233H256ZM264 234V233H263ZM94 235H95V233H94ZM134 235H132L131 234V237H130V241H131V238L134 236ZM175 235L177 236L178 234L177 233H175ZM205 235V234H204ZM231 235V234H230ZM235 235H236V231H235ZM73 236V235H72ZM71 236V237H72ZM130 236V235H129ZM129 236H128V238H129ZM186 236H190L189 234L188 235H186ZM195 236L194 238H195V240L194 241H191V244H194V242H196V240H197V238H199L200 236ZM215 236V237H216ZM232 236V235H231ZM234 236V235H233ZM236 236H238V235H236ZM236 236H234V237H236ZM247 236H249V235H247ZM259 236H260V234H259ZM70 237V238H71ZM74 237V236H73ZM115 237V236H114ZM135 237V236H134ZM140 237V239L139 240H141V236H138V237H136L135 239L136 240H138V238ZM147 237H150V236H147ZM158 237V236H157ZM162 237L163 236H161V239L160 238H158L160 241V243L157 241V243L160 245L161 243H164V242H162ZM182 237H183V235H182ZM181 237V238H182ZM188 237H187V239H188ZM197 237V238H196ZM202 237H200V238H202ZM208 237V236H207ZM210 237L211 239H214L215 237ZM222 238L223 237H226V236H221ZM227 237H229V235L227 236ZM242 237V238H241ZM244 237H245V234H244ZM75 238V237H74ZM143 238H145L144 236H143ZM151 238H152V236H151ZM163 238H165V237H163ZM168 239H169V237H167ZM177 238V237H176ZM186 238V237H185ZM191 238H192V236H191ZM217 238H219V237H217ZM216 238V239H217ZM239 239L241 238L242 240H243V235H241L240 234V236L238 237ZM238 238H236V239H238ZM69 239V238H68ZM116 239V238H115ZM147 239V238H146ZM208 239V238H207ZM221 239V238H220ZM220 239H219V242H220ZM236 239H234V240H236ZM238 239V242L240 241ZM132 240H134V238H132ZM136 240L135 241H133V243L135 242V243H137L136 242ZM139 240H138V243H139ZM142 240H144V239H142ZM150 240V239H149ZM149 240H147V241H149ZM153 242L154 241H156V239H151ZM188 240H190V239H188ZM202 240V239H201ZM224 239H222V241H223ZM230 240V239H229ZM116 241V240H115ZM118 241V240H117ZM121 241H122V239H121ZM147 241H146V243H142V242H140L141 243V245H140V248L143 250L144 248H146L147 246L145 245V244H147ZM164 241V240H163ZM212 241V240H211ZM221 241V242H222ZM230 241H232V240H230ZM259 241V240H258ZM109 242V241H108ZM167 242V241H166ZM165 242V243H166ZM213 242V241H212ZM210 243V245L212 244H214V242H216V244H217V240L216 241H214L213 243ZM219 243V244H222V243ZM238 242H236V243H238ZM118 243H121V242H118ZM132 243V244H133ZM134 243V244H135ZM137 243V244H138ZM139 243V244H140ZM155 243V242H154ZM188 244H189V242H187ZM230 243V242H229ZM104 244H105V242H104ZM129 244H130V242H129ZM131 244V245H132ZM139 244H138V246H139ZM142 244H144L146 247H144V245H142ZM180 244V243H179ZM178 244V245H179ZM231 244H233V242H231ZM230 244V245H231ZM115 245V244H114ZM120 245V244H119ZM150 245V244H149ZM152 246H153V244H151ZM148 246V247H152V246ZM174 245V244H173ZM176 245H177V243H176ZM190 245V244H189ZM189 245L187 246V247H189ZM209 245V246H210ZM225 243H224V247H222L224 250L227 248H229V250H226L227 252L228 251H232V253L231 254H229V255H232L233 256V254H235L236 253V248L234 247L235 246V242H234V246L232 245V247H226L225 248ZM229 245V244H228ZM227 245V246H228ZM238 245V244H237ZM242 245L244 246L243 248H245V245H244V243H242ZM242 245H239V251L240 250H242L243 248L241 247ZM258 245V244H257ZM259 245H261V243L259 244ZM258 245V246H259ZM81 246V245H80ZM127 246V245H126ZM129 246V245H128ZM134 246V245H133ZM135 246L136 247H138L136 244H135ZM141 246H143L144 248H142ZM155 246H157L156 245V243H155ZM155 246H154V248H155ZM161 246H163L162 244L160 245V247ZM164 246H165V244H164ZM180 246V245H179ZM195 246V245H194ZM216 246H218V245H216ZM220 246V245H219ZM218 246V247H219ZM257 246V247H258ZM84 246L82 245V247L81 248H83ZM115 247V246H114ZM147 247V248H148ZM159 247V246H158ZM159 247V248H160ZM169 247V246H168ZM173 246H171V248H172ZM193 247V246H192ZM191 247V248H192ZM196 247H197V244H196ZM215 247V246H214ZM218 247H216V249L218 248ZM233 247L235 248V251H234V249H233ZM262 247V246H261ZM126 248H128V247H126ZM133 248V247H132ZM140 248H138L139 250H140ZM149 248V249H150ZM153 247H152V249L151 250H154V252H155V250L157 249V248H155L154 249ZM170 247L168 248V249H171ZM177 248H178V246H177ZM183 249V247L182 246H180L179 247V249ZM190 248V247H189ZM195 247H193L192 249H193V251H195L196 250V248L194 249ZM213 248V247H212ZM221 248V250H220V248H219V250H220V252L221 251H223V249ZM230 248H232V250H230ZM238 248V247H237ZM253 248V247H252ZM255 248V247H254ZM258 248H260V247H258ZM257 248V249H258ZM264 248V247H263ZM99 249V248H98ZM113 249H115V248H112L111 250L113 251ZM118 249V248H117ZM197 249H198V247H197ZM250 249V248H249ZM260 249H262V248H260ZM90 250V249H89ZM106 250H108V249H106ZM123 250H125V249H123ZM127 250V249H126ZM126 250H125V253H126ZM133 250H135L136 251V249H133ZM146 250V249H145ZM158 250V249H157ZM156 250V252L154 253L153 251H148V250H146V251H148V252H146V251H144V252H146V253H148L147 254V256L150 254V256L153 258V257H155V256H157L158 255V253L157 252H160L161 251V249H160V251L158 250L157 251ZM164 250V247H163V249H162V251ZM174 249L172 248V251H173ZM175 250H176V248H175ZM215 250V249H214ZM218 250V251H219ZM245 250V249H244ZM88 251V250H87ZM121 251H122V249H121ZM134 251V252H135ZM183 251V250H182ZM216 251V250H215ZM217 251V252H218ZM225 251V252H226ZM246 252H247V249L245 250ZM249 251V250H248ZM264 250L262 249V252H263ZM90 252H91V250H90ZM114 252H117V251H115L114 250ZM122 252H124V251H122ZM133 252V253H134ZM141 252V251H140ZM150 252V253H149ZM177 252V251H176ZM179 252V251H178ZM216 252V253H217ZM233 252H235V253H233ZM241 253H243V254H247L246 252H242V251H240ZM239 252V253H240ZM111 253V252H110ZM132 253V252H131ZM154 253V255L155 256H152V254ZM161 254H163V252H160ZM159 253V254H160ZM219 253V252H218ZM238 250H237V256H238ZM240 253V254H241ZM250 253V255L248 256V257H250V259L252 258V259H254V257L253 256H251V251L249 252ZM100 254H101V252H100ZM99 254V255H100ZM104 255H105V257H107L106 255H107V253H103ZM112 254H113V252H112ZM116 254V253H115ZM123 254L124 253H122V254H118L119 255V257H121V255L123 256ZM160 254V255H161ZM207 254H209V253H207ZM215 254V253H214ZM225 254V253H224ZM235 254V255H236ZM239 254V255H240ZM243 254L242 255H240V256H242V257H244V259H242L243 261H245V258L247 257V256H243ZM111 255V254H110ZM117 255V254H116ZM115 255V256H116ZM126 255H129V254H126ZM132 255V254H131ZM175 254H173V258L175 257L174 256ZM210 255V254H209ZM219 255H220V253H219ZM223 255V254H222ZM113 256V255H112ZM124 256H125V254H124ZM123 256V257H124ZM135 256V257H134ZM138 256V255H137ZM141 256H143L142 254H141ZM146 255H145V257H147ZM159 256V255H158ZM158 256H157V258H158ZM224 256V255H223ZM118 257V256H117ZM128 257H132L131 259L129 258V260L131 261L132 259V261H133V263H134V259L136 258V254H133V256H127V258ZM247 257V259H249ZM22 258H25L24 256H22ZM108 258H110V257H108ZM116 258V257H115ZM138 258V260L137 261H139L140 262V259L141 258H143V257H141L140 259H139V256L137 257ZM161 258H162V255H161ZM189 259H190V257H188ZM192 258H194V257H192ZM215 258H217V256H215ZM214 258V259H215ZM218 258H220V257H218ZM218 258L216 259L217 261H218ZM27 259V258H26ZM105 259V258H104ZM111 260H112V258H110ZM117 259V258H116ZM123 259V258H122ZM144 259V258H143ZM142 259V260H143ZM156 259V258H155ZM221 259V258H220ZM249 259V262L250 261H253V260H250ZM257 258H255V260H256ZM22 260H24L23 262H25L26 260L25 259H22ZM22 260H21V263L22 264H24L23 262H22ZM113 260H114V258H113ZM124 260H126V256H125V258H124ZM123 260V261H124ZM136 260V259H135ZM141 260V261H142ZM150 260V259H149ZM192 260H194V263H195V259H192ZM212 260H213V258H212ZM221 260H226V258H222ZM234 260V262H236L237 260L236 259H233ZM241 260V261H242ZM12 261V260H11ZM11 261H7L8 262V264H9V262H11ZM27 261H29V260H27ZM127 261H128V259H127ZM243 261L241 262L242 264H243ZM30 262V261H29ZM112 262V261H111ZM142 262H144L145 263V261L143 260ZM148 262H151V264L153 263L152 261H148ZM164 263H165V261H163ZM246 262H248V260L246 261ZM248 262V263H249ZM17 263H19V262H17ZM21 263H19V264H21ZM28 263V262H27ZM31 263V262H30ZM131 264H133L132 262H130ZM156 263V262H155ZM154 263V264H155ZM252 262H250L249 264H251ZM253 263H255V262H253ZM10 264H12V263H10ZM147 264V263H146ZM150 264V263H149ZM160 264H162V263H160ZM168 264V263H167ZM187 264H190V263H188L187 262ZM191 264H193V263H191ZM244 264H247V263H244ZM257 264V263H256ZM259 264V263H258ZM262 264H264V261H263V263Z\"/></svg>", "mask_w": 264, "mask_h": 264}]
</instances>
